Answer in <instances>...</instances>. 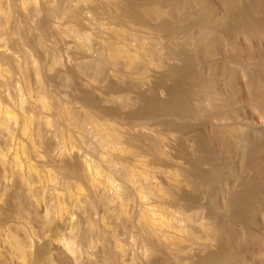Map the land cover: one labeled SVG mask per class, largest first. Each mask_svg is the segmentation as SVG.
I'll return each mask as SVG.
<instances>
[{"label": "bare ground", "instance_id": "6f19581e", "mask_svg": "<svg viewBox=\"0 0 264 264\" xmlns=\"http://www.w3.org/2000/svg\"><path fill=\"white\" fill-rule=\"evenodd\" d=\"M27 1L29 2V0H27ZM27 1L26 0H0V34H4V35H2L3 37L5 36V34L6 35H11V34L14 35L16 33L18 34L21 28L24 29V27H23L24 24H27V27H31V26H33V24H36V25L33 26V30H34L33 32H35L34 35L32 34L33 36H31L30 38H27V40L29 39L28 41H32V42H29L28 43V41H27V43L28 44L34 43L36 46L35 45H33V46L35 48L37 47L38 50L41 49L40 53H41L42 57L45 58L44 54H48L50 56L53 53V51L51 53V50L52 49H49L50 47L47 48V47H45L46 45L44 46L45 38H47L46 36H48V35L51 34L50 33V34L47 35V32H46V29L49 30V28H45L47 25H49V23H48L49 21L45 19L46 16H44V19H45L44 20L42 18L43 16L40 15V17L42 19H40V21H38L36 19L37 21L35 23H30V21L27 20L26 23H23V26L22 27H20V25L17 22H14V24L12 23V28H10V27L8 28L7 27L8 26L7 23L9 22V20L13 17V15L16 12V10L14 9L15 10L14 11V14H12L13 13L12 12L13 11V8L11 9L12 10L11 11L10 8H9V6L11 7L14 3H15V5H16V3H20V4H23L24 5V2H27ZM39 1H41V0H39ZM87 1H90L89 2L90 4L87 5V6H89L95 0L94 1L93 0L92 1L91 0H87ZM96 1H100L101 3L98 2V4H99L98 5L97 2H94L95 5L94 4L91 5L92 10H89V11L93 12V14L91 13L93 16L90 14V16H92V17H90L89 14L88 15L87 14L85 15V13H84V6H85V4H87V2L84 4L83 7H82V5H80L81 7H76L75 9H73L74 11L71 8L72 11L69 13V15H71V13L73 14L71 16H74L73 19L75 20V22L77 24L79 22L80 23L82 22L81 23V25H82L83 23L88 22L89 25H90L92 21L97 20V18L102 17L101 13H103V17H104L103 20L106 19V17H105L106 15H107V18H108V15L111 17L110 13L113 12V11H115V9H119L121 11H124L127 15H136L137 12L140 13V12L145 11L146 9H149L150 11H147V13H149L147 16L151 20L157 22L158 27H160L164 31L161 34L168 41L167 42L168 44L165 43V44H167L166 46L163 44L164 45L163 48H165L164 50H166V52H167L168 59H171L170 57H172V59H177L178 61L179 60H183L184 62L189 63V64H190V62L191 63H197V65L194 67L195 70H196V72L193 69L191 71V75L194 78L195 77H197V78H204V77L213 78V81H208V80L204 81L203 84L201 85V87H202V89H204L203 92H204V96H205L206 100L214 108H223L226 105H234L235 104V102L237 100L236 99L237 95H239L241 93V92L239 93V89H240L238 87V83L239 82L241 83V81H242L243 84L250 85V86H247L246 85L244 87H246L248 90L250 89L248 93L251 96H253V90L252 89H255L257 87L254 84H258L259 85V84L262 83V80L261 79H263L262 77H264L263 76V74H264L263 73V70L264 69L262 68V64L264 65V62L263 63L261 62V60L263 58H256L258 56V54H261V53H256L257 51H255L256 54L255 53L253 54L254 51L253 50L251 51V50L248 49L250 51L249 55L246 53L248 56L247 57L246 56H243V57H246V59L248 58L247 59L248 60V63H251V62H249L250 60L252 61V57L251 56L257 55V56H255L256 59H254V61H252V63L250 64V66H252V65L253 66H256V65H254L256 63L255 60L258 63V66H256V68H254L253 66L250 67L248 63H245L244 62V61H246V59H243L244 60L243 61L242 58H241L242 57L241 54H243V50L246 51V52H249V51H247L246 48L243 49V47H247V46H245L242 43L244 46L242 45L243 47H241V49L239 48L242 51L241 52L239 51L240 54L237 51L238 54H239V55H237L235 53L236 52L235 50L237 49L236 48V44H238V42L236 43L235 41H236V39L238 40V38L239 37H242V36L245 37V39H246V37L247 38L248 37L249 38L250 37H256L257 38L258 37L261 41H264V39H263V37H264V0H218V2L222 6L221 9L223 11H220L219 8L217 7L219 4L218 5L215 4V5L218 8L219 12H221V13H218V11L216 10L217 8H213V6H212V4L210 3L209 0H168V3L167 4H162L161 3V4H159L158 7H154V6H152V4L155 3V2H157V1H161V0H109L107 3H104V0H96ZM214 1L211 0V2H214ZM11 2L12 3L14 2V3L12 4ZM72 2L74 3V0H45L44 3H42V6H34L33 9L31 10V12L29 14H32V16H34V15L37 14V16H38V14L41 11H43L41 13H44V9H45L46 10L45 14H47V16H48L47 18H49V17L51 18V16H52L55 19V15L59 12L58 11V7L63 8L61 10H65L64 8L67 7V6H70V4L72 5L73 4ZM81 2H83V1H81ZM80 4H82V3H80ZM17 5H19V4H17ZM145 5H147V6H145ZM24 6H26V5H24ZM32 6H30V7H32ZM88 8H87V10H88ZM167 8H171V11L168 12L167 11ZM89 9H91V8H89ZM23 10L26 11V9H23ZM69 11H70V8H69ZM241 11H247V12L251 13L254 16V17L251 16L252 19H251V21H250L249 24L242 25V24L239 23L240 20L238 19V15L241 13ZM63 12H62V14H64ZM67 13H68V11H67ZM171 13L174 14V15H176V16L182 17V18L176 19V21L174 20V22L173 21H169V17H170V14ZM24 15H26V17L29 18V16H27V14H24ZM64 15L65 16H68V14L67 15L64 14ZM15 18H13V19H15ZM31 18H29V19L34 22V17H33V20ZM100 19H102V18H100ZM172 19H173V17H172ZM51 20H53V18H51ZM85 20H86V22H85ZM103 20H101L102 21L101 25L103 23H105V21H103ZM108 20L111 21L110 19H108ZM12 21H14V20H12ZM46 21H48V22H47V25L45 26ZM225 21H227V22H225ZM51 22H50V24H51ZM115 22L117 24L121 25V23H119V21H114V23H111L113 27H110V24L108 26H106L105 25L106 23L104 25H102V26L103 27L106 26V29H107V27H108V29L110 28L109 30L111 32L112 31L111 28H114V30L116 29L114 27L115 26L114 25ZM29 23L32 24V25L28 26ZM88 23H86L87 26H88ZM72 24H74V23H72ZM99 24H100V22H99ZM95 25H96V22H95ZM97 25L95 26L96 28L97 27H101V25H99V26H97ZM91 26H94V24L93 25L91 24ZM91 26L89 28H94V27H91ZM81 27H83V26H81ZM103 27H101V28L104 30ZM35 28H36V30H35ZM84 28H82V29H84ZM89 28L86 27V30H88ZM96 28L94 29V31H96ZM31 29H32V27H31ZM97 29H99L98 30L99 33L105 31V30L104 31L100 30V28H97ZM108 29L106 30L107 32H109ZM90 30L91 29H89V31ZM121 30H120V32H121ZM75 31L77 32V30H75ZM78 31H79V29H78ZM106 31H105V33H107ZM23 32H24V30H22V33L21 32L20 33L23 34ZM98 32H96V35H97ZM118 32H119V30H118ZM78 33L79 32H77L76 35H78ZM80 33H81V37L84 38V39L83 38L82 39L84 40V42L85 41L86 42L84 43L82 41L83 45H82V43H79V44H81V48L86 53V51H89L90 48H91V44H89L90 42H88V40H89L90 37H88L87 31H84V33L83 32H80ZM99 33H98L97 36L100 35ZM105 33H103V35ZM181 33H183V36H182ZM69 34L70 35H73L71 33H69ZM184 34L186 35V37H184L185 36ZM105 35L107 36V34H105ZM180 35L182 37L186 38V39H182V38H181L182 40L181 39H177L178 36L180 38ZM51 36H52V34H51ZM104 36H103V38H104ZM106 36H105L104 40L106 39ZM3 37H2V39L0 38V40H1L0 43H2L3 41H5L7 39L8 41L11 42V43L9 42L10 44H8L11 47L14 46V45L16 46L17 44H20V43H18L20 40L17 41L13 36H12V38H10V40L8 39L9 37L7 38V36L5 37L6 38L5 40H4ZM76 37H78V40L80 39L79 38L80 36H76ZM189 37H191L193 39L192 41H194V44H195L194 45L195 48H193L194 49V52L192 50H190V48L188 47L190 45L189 44L190 42H188L187 40H190L191 41V39ZM98 38L101 39L102 38V35H100ZM103 38H102V40H103ZM152 38H154L153 39L154 41H153V45L151 46V50L150 51H146V52H148V53L149 52H152L153 55L152 54L151 55L153 57L154 54H156L158 52V50H159L158 47H157L159 45L157 39L160 38V37L158 35V38L155 37V36H152ZM249 38H248V41H249ZM64 39H65V37H64ZM97 40L98 39H95L94 41H97ZM109 40L107 38V41H109ZM112 41H114V40H111V42L109 41L110 42L109 45H111L113 43ZM49 42L50 41H48V43ZM55 42H59V41H55ZM79 42H81V41H79ZM24 43H26V41ZM75 43H76V40H75ZM93 43H96V42H93ZM103 43H105V41ZM107 43H106V45H107ZM248 43L249 42H247L246 45H248ZM79 44H77V45L79 46ZM8 45L7 46L4 45L5 47H2L1 48V51H0V237L4 239V237L6 236L5 239H4L6 241V244L11 242L13 245L11 243L10 244L12 246H14V248L15 247L17 248V249L15 248L16 249L15 250L16 251L15 253H17V250L19 249V251L21 252V256H19V257H22V255H23V257L25 259H27V258L29 259V257H31L32 256V253L35 252V251L33 250V252H30L31 255L29 256V251L30 250H27L26 247L32 246L31 244H33V243L30 244V242H31V236L34 237V235H35L34 233L35 232L32 233L33 235L31 234V236H28L26 234L28 236V238L30 237V239L27 240V242L30 240V242L28 243V246H26L27 245L26 239L23 238L26 235L23 234L24 236L23 237L21 236L22 239L20 238L24 243H26V244H24L19 239V237H20L21 234H18L19 235L18 236V235H16L17 234L16 232H18L20 229H22L24 227H27V226H29L30 224H33V223H30L29 225H24L23 223H29V222H24V221L22 222L21 221V223L23 224L24 227L21 228L19 226V225L22 226L21 223L19 225L17 224V228H16V225H15V228L18 229V230H16L15 228H13L14 227L13 223H16L18 220H22L23 219L22 216H24V220H27L26 219L27 212H24V211H27V210H25V209H27L28 206H29L30 208H28V209L30 211V209H33V207L31 208V206H34L35 207V205H37L38 203H41V202H39V201H37V200L34 199V198L37 199V197L39 198V196H37L36 193L39 195L40 192H41L40 191L41 189L40 188H39L40 190L37 189L38 190V192H37L36 188L38 186L37 187L34 186L35 187L34 188L33 187V182H35L34 180L37 181L36 174L37 173L39 174V172L41 170L43 171L44 168L43 169H40V171H38L39 170L38 168H40V167H38V166L35 167L36 165H34L33 166V167H35V169H34L32 167V163H31V165L29 164L31 162L30 161L31 159L29 158L30 160L28 159V162L29 161L30 162L29 163L26 162V164H23V165H26L24 167H27V168L22 169L23 168L22 162H24V161H22L23 158H22V155L21 154H24L23 151H26V149H24V146H26L27 144L26 145H22L24 150H22V147L20 146V149H21V151H20L17 143H20V140H22V139L19 138V142L16 139H18L17 136L18 137H21L22 134L26 133L27 132L26 129L31 128L33 130V128L32 127H29V125L30 126H33L32 125L33 124L32 123L33 119L34 120L37 119L38 118L37 115H40V113H42V112L39 113V111L41 110L40 107L42 106V105H40L42 101L40 102V99L41 98L39 99V97L42 94L40 95L38 91H39V89H40V91L41 90L44 91L45 88L42 89L41 87H46V86H43L42 84H39L40 82L37 83V79H38L39 75H42V74L40 72L41 65H38L37 66L38 63H36V59L33 60L34 58H33V55L31 53V51L34 50V48H32V50H30V51L29 50L27 51V49H24V50L22 49L23 50L22 51L20 49L22 52L20 51L21 54L17 55L19 52L16 54L15 53L16 51L13 50L14 52H12V50H11L10 47L7 49ZM20 45H22V43ZM58 45H59V43H58ZM109 45H107V47H106V50L108 49L107 50L108 52L111 51L110 49L112 48ZM249 45H253V44H249ZM30 46H31V44H30ZM70 46H68V47H70ZM93 46H97V47H93ZM93 46H92V50H93L92 52L93 53H94V51H95V53L97 52L99 54V56L97 54H96L97 55L96 58L95 57H92V58L90 57L89 58V56H88L87 59H86V61H84L83 64H82V62L80 64H82L81 67L85 71L86 70H89L90 72L99 75L98 77H100V75H101V77H103L102 75L105 76V73L107 72L108 68H110L112 66V65L110 66V64L112 63V61L113 62L116 61V59H113L112 61H110L111 60L110 59L111 58L110 55L112 56V58L113 57L116 58V54L118 52L116 51V49H115V51L112 49L113 54L112 53L111 54H108V53H105L106 50L103 49L104 47L101 44H97V45L95 44ZM29 47H27V48H29ZM109 47H111V48H109ZM122 47H124V46L122 45ZM122 47H121V49H122ZM126 47H128V45ZM126 47H124V48H126ZM190 47H191V45H190ZM226 47H228V48L226 49ZM229 47H230V49L232 47V50H233V51L232 50H229V51H232L234 53H230L229 54V52H227V50L229 49ZM248 48H253V47H250L249 46ZM58 49H60V48H58ZM82 49H78L77 48V50H80L84 54V52L82 51ZM132 49H133L132 50L133 53L130 52L131 53L130 55H129V52H128V51H130V49H126L127 50L126 51L127 57H129L132 54H134V48H132ZM225 49H226V51H225ZM55 50H56V48H55ZM119 50H120V48H119ZM123 51H125V49ZM136 51H137V49H136ZM120 52L123 55L125 54V52L122 53V50ZM160 52H162V51H160ZM224 52H226L228 54H226ZM79 53H77V54H79ZM262 53H263V51H262ZM56 55H54V57ZM85 55H88V53L85 54ZM85 55H83V56H85ZM107 55H109V56H107ZM118 55H117V57H118ZM123 55H121L122 56L121 58H123ZM126 55H124V56H126ZM136 55H139V54H135V56ZM145 55L146 54H144V56ZM262 55H260V56H262ZM61 56H63V55H61ZM70 56H71V54H70ZM80 56H82V55H80ZM144 56H143L144 59L142 57H140V58H141V60H145V62H146L148 59H145L146 57H144ZM146 56L147 57L149 56V58H150V55L149 54L146 55ZM221 56L224 57V58H219ZM249 56H250L251 59L249 58ZM37 57H38V55H37ZM52 57H53V54H52ZM127 57L125 59H127ZM200 57H204L205 59L207 58L208 59L207 62L209 64L206 63L205 65H203L204 63H201L205 59H202V61L199 62V60H201ZM225 57H226V59H225ZM262 57H264V56H262ZM49 58H51V57H49ZM84 58L85 57H83V59ZM198 58H200V59L198 60ZM240 58H241V60H239L238 64L244 62L248 66L245 65V64H240V65L235 64L237 66H235V65L232 66V64H233L232 62L235 63V60L237 62V60L240 59ZM118 59H120V58L118 57L117 60ZM131 59H133V58H131ZM131 59L128 60V61L127 60H124V59H122V60H124L127 63H129V61L132 62ZM77 60H79V59H77ZM124 61H122V62H124ZM262 61H264V60H262ZM42 62H43V60H42ZM52 62L54 63V60ZM120 62L121 61L119 60L117 63L115 62L113 64H117L118 65V63H120ZM126 62H125V64L127 65ZM142 62H144V61H142ZM145 62L143 64L141 63L139 65H136V67L134 69V72L136 71L137 75H139L138 73H140L141 70L143 71L144 69H146V67H143V65L145 64ZM198 63H201V65H203V66H199ZM39 64H40V62H39ZM59 64H60V62H59ZM70 64H72V62ZM45 66H47V67L48 66L49 67L51 66L50 59H49V61H47V63H46ZM116 66L114 68H116ZM145 66H148V64L145 65ZM248 68H252V69L249 70ZM50 69H51V67H50ZM72 69H70V70L72 71ZM75 69H76V71L79 72L78 67L77 68L75 67ZM75 69H73V70L75 71ZM79 69H81L80 66H79ZM43 70L45 71V69H43ZM63 70L64 69H62V72H63ZM188 71H189L188 69H183L181 66H178L177 64H170V65H168L166 67V70H165V72L162 75V80H164L163 78H166V77H172V76L173 77H178V76H181V74H187ZM146 73L148 74L147 71H146ZM106 75L108 76V74H106ZM141 75H142V73H140L139 76H141ZM53 77L52 76H51V78L49 77L51 79V81L56 78L55 76H53ZM60 77H62V76H60ZM50 79H45V80L47 82ZM56 79L54 81H56ZM244 81H245V83H244ZM44 83H45V81H44ZM223 88L226 89L225 91H228L229 93L227 92L228 93L227 94L226 92H224V89ZM64 89H66V87ZM43 91H41V93ZM140 91H141V93H144L143 90H140ZM26 92L29 93L35 99L40 95L38 97L39 102L38 101L36 102L37 99L36 100L34 99L35 102H36V104L37 103H40V104H37L38 107H36L37 110L39 108V111H37L38 114H37V112L33 111V112H35L37 114V115H35L36 117H34L31 114L30 111H29L30 112L29 113L30 115L28 114V110L29 109H27L28 108L27 106H30L33 102L30 105H28L26 99H24V98H28L25 95ZM45 92L46 91L43 92L44 94L42 96L45 95ZM170 93H171V100L168 101V102L162 100L159 96L156 95V96L152 97L151 99H148L149 101H147L143 105V107L141 109H139V110L138 109L137 110H131L129 112H123L122 111L124 113V115L126 113V116L125 117L128 118V119H130V122H131L130 127L132 125L133 120L134 121L135 120L136 121L137 120H140V122L138 121L139 123H142V121H143L146 126H147V124H146L147 121L154 120V121H156L154 123H159L160 126H161V128H163L162 130H164V131L161 130L162 132H160V130H159L158 134H154L153 132L156 131V130H153V129H157V128L152 127V129H151V126H150V123L151 122H149V125L148 126H150V127H148V126L146 127L142 123L143 128H141V129L143 131L144 127H146V129L144 131L148 130L149 128L152 131L149 130L150 133H147V132H144L143 133L140 130V127H142V126H140V124H139L140 127L137 126L136 125L137 122L135 121L136 124H134V125H136L137 128H139V130L141 132L139 131V133H138V130H137V133L138 134L135 133L136 132L135 131L134 132L135 135L131 131H129V133L131 132L130 133L131 135L128 134V133L127 134L125 133L126 136H128V135L130 136V137H128L130 141H127L129 145L126 142V139L128 140V138H125V146L127 144V146H129V147L131 146L130 148L139 147L140 150H141V152H143L142 154H145V156H146V154H149V155H151L153 157V159H155V160H158V159L161 160L162 159V161H163V158H164L163 156L167 153V152H165V146L169 145L168 142H169V140H172L173 139L172 137H175V139H174L175 140V144L174 145H176V147H177V153H178L177 155L179 156L178 158H180V157L181 158H184V161L186 160V162H187L186 163L187 166L189 164V168L184 166V168H187L186 169L187 171L186 170H183V171H185L183 173H185V176L184 177L187 179V180L186 179L185 180L188 181V186L190 188L187 186L188 190L185 187V189L183 188L184 191H182V189L180 188L182 192L178 194L177 192L176 193L173 192L174 190L173 191L172 190L171 191L169 190V189H171L170 188L171 186H170L169 183H167V184H169V186L166 184L168 186V188H169L168 189L169 191L166 189V191L168 193L164 191L165 189H163V188H165L167 186H163V188H161L162 187L161 185L163 183L162 184L160 183V186L161 187L158 186L159 187V190H152L151 191V189H150V184H151L150 182L151 181L148 182L149 183V187H148V185H147V187L149 188L148 191H150V194H152V195L156 194V192L154 194L152 192L157 191V194H156L157 197L154 196L155 198H153L149 194L153 198L152 199L150 197V199L152 201H154V200H155V202H156V200H157V202L158 201H160V202L161 201H166V200H164V199H167V197L165 195H168L169 194L170 197L173 198V201H172V199L171 200L169 199L170 201H172V203L174 201H175L174 203L177 202L179 204H180V202H182L181 203L182 204V207L185 206L188 210L190 209V211H191V209L195 210L196 212H194V213L197 216H195V214L192 215V216H195V218L192 217L191 215H189L190 217H192L190 219H193L194 218V221L191 220L193 222V224H194L193 227H190L192 225H190V223H189V225H190L189 226L188 223H187V221L185 220V218H187V217H185V213L186 212H184V211H183L184 214L182 213V217H184V218H181L180 217L181 219H184V221L183 220H180V223L179 222H176L177 220L175 221L174 219L172 221H175L176 223L169 221L167 218L166 219L161 218V216L165 214V213L163 214V212H165L164 211V207L166 206L165 204H167L168 202L167 203L166 202L165 203L164 202L163 203L161 202V203H159L161 205H158V206H157L158 203L154 204V202H153V204H154L153 207L156 206L157 208H159V206L161 207L162 204H163V212L161 211L162 212V215H161L160 211L159 212L157 211V208L156 207L154 208L160 214V215L158 214L160 216V218H158L159 216L157 217L155 215L157 213H155L156 211L151 207V205H153V204H151V205L149 204L150 205V209H152V212L155 211L154 213H152L150 209L146 208L145 207L146 205H143V208H140L144 212L143 216H142V213L143 212L141 211L142 213H140L139 219L135 218L138 221H135L133 218H132L133 220L130 221V219H129L127 222H125L123 220L125 218V216L128 215V213L126 212L127 214L125 213L126 215L125 216L123 215V213H124V207H123V205L121 207L117 205L115 208H114L115 205L112 206L113 203L115 204V201L113 202V200H112L113 196H111V195H113L114 193L113 194H109L108 193L110 191L109 189L110 188L116 189L117 187H119V185L123 184L122 187L120 186L122 189L121 188L120 189L117 188L118 190H115L114 196L116 195V196H118V198H120L119 200H122V201H120V204L118 203L119 205H121V204H124L125 205V203L130 198L132 199L134 197V195L139 197V192H140L139 190H142L144 192V194H145V191H147V190H144V189H147V187H145L146 186V183H147L146 182L147 180L145 182H143L145 184L144 185V187H145L144 189L143 188L140 189V187H142V183H140L139 180L140 179H145L149 175H145L146 176L145 177L144 175H141V172L140 171H138V173L140 172L141 177L144 176L145 178H140L139 177V179L138 178L136 179L137 176L136 177H133L135 175V173H137V172H136V170H134V173L131 172L129 170V167H128V165L130 164L131 167L133 168V166H132L133 163L130 162V161H126L125 158H124L125 156L123 157V155L121 154V152L122 153L123 152L130 153V151L132 152L133 150L127 149L129 151H126V150L120 151L118 153L121 154V155H118V153L115 151L116 149H118L116 147L118 145V143L117 142H116L117 144H114V143H115V141L117 139L120 140V137H121V134L122 133L119 134V132H116V131L113 132L112 130H114V129H112L111 131L113 133L110 131L111 133L108 132L107 135L103 134L104 136L102 137V139L100 138V141H99V144L98 145H95L98 142L97 143L94 142V146H95L94 148L91 147V150H90V148H87L86 147L88 151L90 150L89 152H91L93 154L95 153V155H96L95 157L97 158L96 159L97 162L95 164H92L93 161L91 162V164H92L93 167L90 166L91 164H89V162H90L89 160L91 158L90 159L88 158V160L86 159L87 157L86 158H83V156L85 157L87 154L86 155H83L82 154L83 156H75V157L74 156L73 157H71V156H66V157L65 156H60V157H65L63 159V161L61 162V165H59V168L65 172L66 179H67V181H69V182L65 181L66 182V186L68 185L67 183L70 184L69 187L70 186H73V183L71 184V180L75 178L76 181L77 180L84 181L87 184V186L90 187V191L88 189H86L89 192H87L88 193L87 195L85 193V195H86V197L84 196L85 199L83 198L81 201H79V202L77 201L78 203L77 202H73L74 205H75V203L77 205L79 204L78 205L79 208H80L79 209V212H78V213H80L79 214L80 215L79 218L76 219L77 216L75 218V215H74L76 213H73V212H76L74 210H76L78 208H74V210L73 211L70 210L71 211L70 212V211H67V209L69 210V208H68L69 206L66 205L67 208L62 207V208H64V210H62V208L60 206H63V205H61L62 202H60V201H64L65 198L63 197L64 200H58V198H59L58 195L59 194L58 195L52 194L53 192L51 191L52 192L51 195H53V196L56 195V197L54 196L55 198H52L51 195L49 196L45 192V190H44V193L47 194L51 198V200H50L51 204L47 200L48 201V204H50V206L47 205L49 208H45V210L47 209L46 210L47 213L45 212L46 214L44 213V216H40L38 214L36 216V218H34L33 220L31 219L32 221H34L36 219L35 221L37 222V224L39 226L40 232L42 231L41 232V235L42 236L40 235L41 237H45L46 238L47 237V236H45L46 233H49V232H52L53 233L52 229L54 230V228H56V226H57V229H55V230L57 232L62 233V231H65V229H66V231H68L67 234L70 237L73 238V236H74V238L72 240H71V238L69 236H67V237H69L70 240H67V241H65L64 239H61L60 240L61 242L64 240V242H63L64 244H62V245H64L65 246V250L70 253V257H71V254L73 255L72 257H74V259H72V261H71V262L74 261L73 264H106L107 262H110V261L112 262L114 260L113 258L115 256L113 257L112 253H110V252H109L110 254L108 255V252L106 253L104 251V250H106V249L103 248L104 246L101 247V249H99L100 251H98V253L96 252L97 253V256H98V257L95 256V257H97L96 260L94 259V255L92 253L93 252L92 249L94 247H95V250H96V247L98 249V246H97L96 242H99V241H96V239L98 240V238H99V240L101 241L100 238L105 235L104 233H108L106 231H108V229H110V228H107V227H110L109 226V224H110L109 222H108L109 223L108 226L107 227H104L105 226V223L107 224V222H105V220L107 219L106 217L108 215H109V219L112 218L114 220V222H115L114 224H115L116 228L111 227L114 230H117V229L119 230L122 227L121 226L122 221H124V224H126V226L122 224L123 227H125V228L127 227V228H132L133 229L134 228L133 226L132 227H130V226L128 227V225H130V223L133 222L132 224L136 225L135 226L136 227V230H139V231H137V233L138 232L140 234L142 233V236L147 237V238H148V236H150L149 234H152V233H157V235H158V237H157L156 234H153V235H151L152 237L155 235L157 238H160V236H159L160 234H158V233H162V234H163V232H166L167 233V231L170 229L169 227L171 226L170 222L173 223L174 225L172 224L171 228H172V231H174L175 234L173 233L174 235H171L172 232H170L171 234H168V236L171 235V237L172 236L174 237V239L172 240V243L175 242V241H178V243L181 244V241L184 240V242H182V244H183V243L186 242L185 241L186 239L190 238L191 243L193 241L194 242L193 244H196V246H197V250L195 251L196 253H194V255H192L190 253V255L193 256L190 259H189L190 255H187L186 256L184 253H183L184 255L182 254V257L183 256H186V258L188 257L187 259H184L183 258L185 262L182 260V262H183L182 264H241L239 261H243L242 260L243 258L241 259V257L244 256V258H245V255H244L245 253H249L253 257V259L255 261H257V262L260 261V264H264V133L260 134L256 130H254L255 129V125H254L255 122H251V121L249 122L247 120H246V122H243L244 119H241V118H236L235 119V118H231V117H220V118L218 117V118H214L213 119L211 117H206V116H202V115L187 114L185 112V109L187 108L188 103L186 101H184V92L179 87H174V88H170ZM93 94H94V91L92 93V91H90V90L83 89V90H81L79 92V94L77 96H79V98L81 99V101L84 102V104H86L87 106H90V107L95 106L96 107L101 102L97 98L98 96L95 97L96 94L95 95H93ZM123 98H125V99L123 101H121L122 102L121 103L122 108L123 107H127L128 109H132L135 106V103H134L135 100L133 98H128V97L127 98L126 97H123ZM47 99H48V97H47ZM47 99L44 100V101H46V103L48 101ZM55 99H56V97H55ZM32 100H30V101H32ZM25 103H27V106L25 105ZM78 103H80V102H78ZM34 105H33V107H34ZM45 105L46 104L43 103V106H45ZM56 105H57V103L55 104L53 102V106H55L57 108ZM86 105H85V107H87ZM121 105H120V108H121ZM58 106H59V103H58ZM153 106H156V107L157 106L158 107H164L168 111V113L166 115L160 116V117L150 116L149 115V109L151 107H153ZM33 107H32V110H33ZM56 108H55V110H56ZM70 109H68V111ZM118 109H119V107H118ZM65 110L66 111L62 110L61 108H58V110H57L58 118L56 120H58V119L59 120L58 121H55V122H57V123L59 122V123H58V125L53 124L54 126L55 125L58 126V131L59 132L57 130L53 131V132H56L57 131L55 133L56 135L60 133L59 127L61 128L60 125L62 124V120L63 119H65V121L68 122V123L70 122L71 125L75 124L76 125L75 130L77 128H79V129L85 130V132L87 130V125L90 124L88 122L91 121V123H93L92 121H94L96 119L93 115L92 116L90 115L91 112H92V110H88V112H87V110L85 111V110L82 109L84 112H81V115L80 114L79 115L77 114L76 115L77 117H75L74 114L71 115L70 112L67 111V109H65ZM49 111H51V109ZM52 111H53V109H52ZM96 111H95V114H96ZM99 111H101V110L99 109ZM122 112L119 109L118 111L113 112V113H110V112H107V111L105 113H106V115L107 114H110V116L111 115H116L117 116V115L122 114ZM46 113H48L47 116H50L49 113H51V112L46 111ZM71 113H72V111H71ZM43 114H45V111H43ZM55 114H56V112H55ZM97 114H99V113H97ZM31 115L34 117L32 119V121L30 119V117L32 118ZM108 116L109 115H107V118H108ZM28 117H29V120L30 121L28 120ZM56 117L57 116H55V118ZM46 118H44V120ZM90 118L91 119L93 118V119L90 120ZM120 118H121V116H120ZM39 119H40V121L37 120V122L40 125L41 123H39V122H42V121H41V118H39ZM44 120H43V124H44ZM50 120L53 121L52 119H50ZM261 120H262L261 123L264 126V119H261ZM46 121H48V120H46ZM46 121H45V124L47 123ZM99 121L101 122V120H99ZM214 121L215 122L217 121V122H220V123L215 126L213 124ZM63 122H64V120H63ZM111 122H110V124H111ZM30 123H32V124H30ZM105 123H103V124H105ZM113 124H115V123L113 122ZM51 125H52V123H51ZM75 125L73 126V128L75 127ZM91 125H93V124H91ZM108 125L106 124V126H108ZM154 125H152V126H154ZM157 125H156V127H157ZM35 126H38V125H35ZM42 126H44V125H41V127ZM45 126H48V123ZM56 126H55V128H56ZM67 126H68V124H67ZM100 126H102V124H100ZM160 126H158V127H160ZM48 127H47L46 130H48L50 128V127L49 128ZM89 127H88V129H89ZM92 127H93L92 129H94L95 126L93 125ZM104 127H105V125H104ZM110 127L108 126V128H110ZM112 127H114V126H112ZM70 128H68V129H70ZM123 128H124V126H123ZM133 128L134 127H132V129ZM35 129H37V128H35ZM68 129H66V130L68 131ZM102 129H105V128L101 127V130ZM32 130H31V132H32ZM66 130L64 132L65 133H68ZM40 131H39V133H40ZM165 131L172 133L170 135V137L167 136V134H166L167 132H165ZM34 132H36V131H34ZM151 132L153 134H151ZM44 133H45V129H44V132L42 134H44ZM71 133H72V131H71ZM83 133H82V135H83ZM90 133H92V132H90ZM19 134H21V136ZM35 134H38V132H36ZM35 134L33 133L32 135H35ZM42 134H38L39 139H41L40 137L43 136ZM30 135L31 134H30V131H29V133L24 134L23 137L24 136H27V139H28L30 137ZM62 135H63V131H62ZM66 135H64V136L66 137ZM68 135H67V137H68ZM91 135H94L95 136L96 134H91ZM87 136L88 135H86V137ZM31 137H33V136H31ZM34 137H36V139H34V138H32V139H34V141H36L38 139L37 135H35ZM43 137H42V139H43ZM86 137H85V139H88V138L90 139L91 136L90 137H87V138ZM122 137H123V135H122ZM24 138H26V137H24ZM74 138H75V136H74ZM170 138H172V139H170ZM27 139H24L23 141H27ZM85 139H83V141H85V142L88 141L89 142V139L88 140H85ZM63 140H64V138H63ZM65 140H66V138H65ZM65 140H64V142H66L67 145L70 144V143H68V141H65ZM69 140H71V138ZM34 141L31 140V142H32L31 144H34L33 143ZM42 141H44V140H42ZM40 142H41V140H40ZM44 142H42V143H44ZM47 142L50 143L48 140H47ZM88 142H86V144ZM90 142L88 144H90ZM171 142H173V141H171ZM23 144H24V142H23ZM45 144H47V143L45 142ZM55 144H57V143L55 142ZM16 145H17L18 148H16ZM20 145H21V143H20ZM35 145L36 144H34V146ZM52 145L54 146V144H52ZM64 145H66V144H63V147H64ZM72 145H74V144H72ZM114 145H115L116 148L113 147ZM60 146H62V145H60ZM66 146H65V149H66ZM123 146H124V143H123ZM32 147H33V145L31 146V148ZM38 147H40L39 146V143H38ZM42 147H43V145H42ZM69 147L73 148L71 145H69ZM129 147H127V148H129ZM35 148H36V146H35ZM44 148H42V150ZM49 149L50 148L48 147V150ZM58 149H59V147H58ZM33 150H34V148L32 149V151ZM59 150H62V149H59ZM67 151L65 150L66 154H67ZM113 151L115 153H117V154H115ZM20 152H21V154H20ZM28 152H30V151H27L26 153L28 154ZM33 152H35V151H33ZM44 152H45V149H44ZM68 152L70 153V150ZM89 152H88V154H89ZM64 153H63V155H66ZM69 153H68V155H69ZM132 153H133V155L135 154L134 152H132ZM38 154L36 153L37 156H38ZM60 154H62V153L60 152ZM113 154H114V157H113ZM123 154H125V153H123ZM139 154L137 156L134 155V156H131V157H133L134 160H136L138 162V161H140L142 159L141 158L139 160ZM116 155H118V156H116ZM26 156H23L24 159H27ZM42 156H44V155H42ZM51 156L53 157L55 155L53 154ZM51 156L48 157L47 159L52 158ZM57 156H55V157H57ZM111 156L113 157V159L111 158ZM89 157H90V155H89ZM147 157H148V155H147ZM167 158H169V157H167ZM236 158H238V159L236 160ZM32 159H34V158H32ZM153 159H150V160L152 161ZM54 160H55V158H54ZM59 160L56 159L55 161L58 162ZM93 160L95 161V159H93ZM165 160H167V159H165ZM51 161H53V160H51ZM55 161L53 162L54 164H60L59 162L58 163H55ZM168 161H171V159L168 160ZM39 162H38V164H39ZM141 162L142 161H140L139 163H141ZM165 162L166 161H163V163H165ZM35 163H33V164H35ZM27 164H29V166H27ZM142 164H144V163H142ZM142 164H139V165H142ZM168 164H169V162H168ZM181 164H183V163L181 162ZM40 166H45V165H42L41 164ZM159 166H161V165H159ZM57 167H58V165H57ZM88 167H89V169H88ZM131 167H130V169L133 170ZM142 167H144V166H142ZM145 168H147V167H145ZM156 168H158V167H156ZM55 169H56V167H55ZM55 169H54V171H55ZM138 169L139 168H137V170ZM45 170H46V168H45ZM157 170H159V168ZM157 170H155V171H157ZM51 171H53V170H51ZM41 172H40V174H41ZM152 172H154V171H152ZM44 173H46V172H44ZM40 174H39V176H37L38 178L40 177ZM58 174H59V172H58ZM46 175H47V173H46ZM136 175H139V174H136ZM151 175L153 176V173ZM180 176H181V174H180ZM132 177H133V179H132ZM43 178H44V176H43ZM45 178H46V181H47L48 180L47 179V176H45ZM52 178H54V177H52ZM63 178H64V175H63ZM70 178H72V179H70ZM114 178H116V179L119 178L118 181L120 180L121 181V184L119 182L118 183L119 185H117V186L114 187L115 181H117L116 179L114 180ZM176 178H178V177H176ZM57 179H59V178H57ZM134 179H136V181H133ZM150 179H148V180H150ZM169 180H171V179H169ZM80 181H79V183H80ZM175 181L176 180H174V182ZM38 182H40L39 179H38ZM63 182H64V180H63ZM133 182H134V184L135 183L136 184L135 185H131ZM128 183H129V185H128ZM137 183H139L141 185L138 184L139 185L138 186ZM49 184H47V185H49ZM177 184L175 186H179L180 187V183L178 185ZM62 185H63V183H62ZM154 185L155 184H153V186ZM186 185L187 184H185V186ZM61 186H60V189H62ZM82 186L83 185H81V189H82ZM84 186H86V185H84ZM172 186H174V185H172ZM54 187H55V184H54ZM137 187H139L138 188L139 190H137ZM179 187H176V188H179ZM45 188L47 189V187H44V188L42 187V189H45ZM155 188H157V187H155ZM50 189L53 190L54 188H50ZM83 189H84V187H83ZM152 189H154V188H152ZM160 189H163V190H161L164 193L163 195H161L159 193ZM55 190H56V192H54V193H57L58 188L57 189L55 188ZM148 191L146 192L147 193L146 196H148V199H149V195H148L149 192ZM60 192H62V191H60ZM112 192H114V191H112ZM143 192L142 193L140 192V194L141 195H144ZM42 193H43V191H42ZM118 193H121V194H119L121 196H119ZM158 193L161 196L158 195ZM49 194H50V192H49ZM71 194H72V192H71ZM35 195L37 197H35ZM62 195H64V193ZM79 196L77 195L78 199H79ZM163 196H165L164 199H163ZM61 197L62 196H60V199H62ZM66 197H67V193H66ZM71 197L72 196H70V198ZM33 199L36 202H38V203H35V205H34V202L35 201H32ZM39 199H43V197L42 198H39ZM71 199L73 201L74 198H71ZM78 199H75L74 201H76ZM113 199H115V197ZM68 200L70 201L69 198H68ZM72 201H70V202H72ZM141 201H142V198H141ZM111 202H113V203L111 204ZM142 202L144 203V201H142ZM148 202H151V201L148 200ZM69 203L67 202V204H69ZM62 204H64V203H62ZM179 204H177V205H179ZM127 206H125V207L127 208ZM139 206L142 207L141 205H139ZM167 206H168V204H167ZM100 207H102L103 210L102 209L101 210L103 211V213H100V211H98V208H100ZM39 210H37V211L34 210L33 212H36V214H37V212ZM159 210H161V209L159 208ZM31 212L32 211H30V213ZM181 212H182V210H181ZM95 214L97 216L99 214V216H100L99 217V220H97L98 217ZM32 215H28V216H30V217L33 218ZM164 216H166V215H164ZM94 217L96 218L97 221L94 219ZM131 217L132 216L130 215V218ZM126 218L128 219L127 216H126ZM180 218L178 217V218H175V219H178V221H179ZM187 220H189V218ZM107 221H110V220H107ZM185 221H186V223H184ZM18 222H20V221H18ZM54 222H58V224L60 223L59 225H60V227L62 225V228L61 229H63V230L60 231L61 229H60L59 225H56L54 228H51L50 231L46 232L47 230L50 229V227H52V226L55 225ZM102 225H103V227H102ZM111 226H112V224H111ZM18 227H20V228H18ZM33 227H34V225H33ZM127 228H126V230L128 232V229ZM166 228H169V229L167 230ZM13 229L16 230V232L14 231L16 234H12V230ZM110 230L113 231L112 229H110ZM129 230H131V229H129ZM24 231H26V229H24ZM28 231L29 232H33V231H30V230L27 229V231L25 233H28ZM111 231H109L110 234L111 233H114V232H111ZM170 231H171V229H170ZM121 233H122V230H121ZM121 233H120V235H121ZM134 233H135V231H134ZM143 233H145L146 235H144ZM114 234L116 235V233H114ZM124 234H125V232H124ZM57 235L55 236V234H54V237H53V235H51V238L52 237L53 238L56 237L55 239H57ZM115 235H112L111 234V238L112 239L109 238V237L106 238V240H107L106 241V244H109V242H112L113 243V241L115 242V240L117 239L116 238L115 240H113L114 239L113 236H115ZM2 236H4V237H2ZM40 236H39V238H40ZM58 236H59V239H60V234ZM108 236H110V235H108ZM136 236L137 235H135V237ZM7 237H8V240L10 242H7L8 241V240H6ZM33 237H32V239L34 240L35 237L34 238ZM120 237H122V236H120ZM1 238H0V240H1L0 243L2 242V239ZM64 238H65V236H64ZM103 238L105 239V237H103ZM153 238L155 240L157 239L155 237H153ZM169 238H170V236H169ZM59 239H57V240H59ZM124 239H126V238H124ZM4 240H3V243L2 244H4ZM48 240H46L47 243L49 242ZM73 240H74V242L75 241H79L80 244L82 243V245L85 247V251L83 250V252L80 254L79 253V250H78L79 248H77V246H75L77 243L75 244L73 242ZM121 240H122V238H121ZM150 240H152V239H150ZM165 240H166V238H165ZM122 241L124 242V240H122ZM140 241H141V239H140ZM140 241H138V242H140ZM146 241L143 242V243H145V244L146 243H149L148 242L149 240L146 239ZM161 241H162V238H161ZM94 242H95V245H93ZM117 242H118V239H117ZM156 242H155V244H156ZM158 242H160V241H158ZM158 242H157V244H158ZM187 242H188V240H187ZM47 243L44 246H42L43 248L42 247L40 248V246L37 248L38 250H36V252L34 253V258H33V260H31V261L34 262V264H52L53 263V260L54 259L51 262L50 259H52V258L49 256V254H51V252L49 253L47 251V248H48L47 247ZM135 243H133V244H135ZM150 243H151V241H150ZM161 243L162 242H160V244ZM172 243H171V245L174 244V243L173 244ZM216 243H217V246H216ZM49 244H51V243H48V245ZM116 244H118V243L115 242V246H116ZM155 244H154V246L152 244V247H155V246H158L159 245V244L158 245H155ZM92 245L94 247H92ZM98 245H100V242H99ZM136 245H133V246H136ZM148 245H149V247H148ZM148 245L146 244L147 247H146V250H145V253L144 254L142 253V255L139 256L138 253H140V252H138V251H137L138 253H136V254L138 255L140 261H141V259H145V257L147 259H149V261L148 260H143L139 264H141V263H143V264H174L175 263L174 261H172L173 263L170 262L173 259H171V258L168 257L169 256V253H165V254L162 253V257H160L161 254L158 251V253L160 254L159 257H158V255L157 256L155 255V253H157V251L156 250H152L153 248L150 249L151 244H148ZM4 246H5V244L3 246H1V247H4ZM12 246H11V248H13ZM24 246H26V247H24ZM140 246H141V244H140ZM161 246H164V245H161ZM177 246H178V244H177ZM8 247H10V246H8ZM91 247H92V249H91ZM120 247H121V244L119 246V249H120ZM49 248H50V246H49ZM116 248H118V247H116ZM130 248L128 247L129 250H131ZM147 248H149V249L147 250ZM169 248H171V247H169ZM3 249L4 248H2V250ZM89 249H91V251ZM132 249H133V247H132ZM163 249H165V248H162L161 247V248H159L157 250H161L162 251ZM167 249L168 248H166V250ZM6 250L8 251L7 248H6ZM6 250L4 251V253L6 252ZM143 250H144V248H143ZM151 250L153 252H151ZM168 250H170V249H168ZM173 250H174V247H173ZM187 250H189V249H187ZM11 251H12V249H11ZM115 251H117V250L115 249ZM120 251H122V249ZM154 251H156V252L154 253ZM180 251H182V249ZM191 251H193V250H191ZM164 252H165V250H164ZM152 253H154V254H152ZM7 254H8V252H7ZM128 254H130V253H128ZM166 254H168V256H166ZM187 254H189V253H187ZM1 255H2V253H1ZM3 255H2V257L4 258ZM110 255H112V256H110ZM152 255H154V256H152ZM175 255L177 256V253ZM175 255H173V257ZM66 256H68V255H66ZM109 256L111 257V260H109L110 259ZM164 256L166 258L168 257L169 260L170 259L171 260L169 261ZM247 256H249V255H247ZM5 257L11 259L12 255L10 257H7V256H5ZM16 257H18V255ZM121 257H122V255H121ZM121 257L120 256L119 257L117 256V258H121ZM6 258H5V260L4 259H2V260L6 261ZM63 258H65V257H63ZM66 258H69V256L66 257ZM71 258H69V261L71 260ZM128 258H131V257H128ZM135 258H137V257H135ZM176 258H174V259H176ZM246 259H247L246 261H249L250 260L248 257ZM63 260L65 261V259H63ZM66 261H68V259ZM69 261H68V264H70ZM111 262H110V264H112ZM125 262H126V264H129V263H127L129 261H124V263ZM180 262H181V260H180ZM2 263H5V262H2ZM136 263H137V260H136ZM26 264H29L28 261L26 262ZM64 264H66V263H64ZM107 264H109V263H107ZM131 264H133V263L131 262Z\"/></svg>", "mask_w": 264, "mask_h": 264}, {"label": "rangeland", "instance_id": "374dc122", "mask_svg": "<svg viewBox=\"0 0 264 264\" xmlns=\"http://www.w3.org/2000/svg\"><path fill=\"white\" fill-rule=\"evenodd\" d=\"M27 1V0H26ZM39 0H29V2L27 1V2H24V5H26V6H24L23 4H20V3H16V5H15V3L13 4L12 2V4L15 6H9V8H10V10L13 8V13L12 14H14V11L16 10V12H15V14L13 15V17L9 20V22L7 23L8 24V28L10 27V28H12V23L14 24V22H17L19 25H20V27H22L23 26V23H26V21L28 20V21H30V23H35L37 20L38 21H40V19H44V16H46V20H48V21H46V24H45V26L47 25V22L49 23V25H47L45 28H49V30H47L46 29V32H47V35L48 34H52V36H51V34L50 35H48V36H46L47 38H45V41H44V46L45 47H50L49 49H52L51 50V53H52V51H53V57H52V54L49 56L48 54H44V56H45V58L44 57H42V55H41V53H40V51H41V49L40 50H38L37 49V47L35 48L33 45H35L34 43H30L31 44V46H30V44H28L29 42H32V41H28L27 40V38H30L31 36H33L34 35V33L35 32H33L34 30H33V26L34 25H36V24H33V26H31L32 27V29H31V27H27V24H24V29L23 28H21L20 29V31H19V33L17 34H14V35H6L5 34V36L3 37L2 35H4V34H0L3 38H4V40L6 39L5 37L7 36V38L10 40V38H12V36L18 41V40H20L18 43H22V45H20V44H17L15 47L14 46H10V45H8V44H10L11 42L10 41H8L7 39V41L5 42V41H3L2 43H0V51H1V48L2 47H5V46H7L8 45V47H7V49L10 47L11 48V50H12V52H14V51H16L15 53L17 54L18 52V54L17 55H19V54H21V52L24 50V49H27V51L29 50H32V48H34V50H32L31 51V53H32V55H33V60H35L36 59V63H38L37 64V66L38 65H41V67H40V72H41V74L42 75H39V77H38V79H37V83L38 82H40L39 84H42L43 86H46V87H41L42 89H44V91H46L45 92V95L48 97V99H47V97L44 95V96H42L44 93V91L43 90H41V91H43L42 93H41V91H40V89H39V94L41 95H39L38 97H39V99H40V102L42 101L43 103H45L46 105L45 106H43V103L41 102V104L40 103H37V104H40V105H42L41 107H40V109L42 110H40L39 111V108H38V110H37V108L36 107H38V105L36 104V102L38 101L39 102V100H38V97L35 99V98H33L29 93H25V95H26V97H28V98H24V99H26V101H27V103H28V105H30L32 102V104L30 105V106H27V103H25V105L28 107L27 109H29L28 110V114L31 112V114L34 116V117H36L35 115H37L38 114V112L37 111H39V113L40 112H42V113H40V115L42 116H40V115H37V119H33L34 117L32 116V118L30 117V119H31V121H32V119H33V121H32V123H30V124H32L33 126H30L29 125V127H32L33 128V130L35 129V128H37V129H35L34 131H36V132H38V134H42L43 132H44V129H45V133L44 134H42L43 136V139H42V137H40L41 139H39V137H38V134H35L36 132H34L31 128H28V129H26L27 130V132L26 133H24V134H27V133H29V131H30V137L31 136H33V137H29L28 139H27V136L29 135H27V136H24V137H26V138H24L23 137V135L24 134H22V136H21V134H19L21 137H18L17 136V138L18 139H16L18 142H19V138L20 139H22V140H20V143H21V145H20V143H17V145H18V147H19V149H20V146L22 147V150H24V149H26V151H23V153L24 154H21V152H20V154L22 155V158L24 159V157L23 156H26V158L27 159H22V161H24V162H22V165L23 164H26V162H28V159L31 161H29L28 163L31 165V163H32V167L34 166V165H36L35 167H40V168H38L39 170L38 171H40V169H43L44 168V170L41 172V174H40V172H39V174H40V177L38 178L37 176H39V174L37 175L36 174V179H37V181L36 180H34L35 182H33V187L35 186V187H37L36 188V190L37 189H39L41 192H40V194L38 195L37 193H36V195L37 196H39V198H42L43 197V199H39L36 195H35V197H37V199L36 198H34L35 200H37V201H39V202H41V203H38V202H36L34 199L32 200V201H35L34 202V205H35V203H38L37 205H35V207L34 206H31V208L33 207V209L35 210V211H37V210H39L38 212H37V214H36V212H33L34 210L33 209H30V211H32L31 213H30V211H29V209L28 208H30L29 206H28V208L27 209H25V210H27V211H24V212H27V216L28 215H32L33 216V218L32 217H30V216H26V219L27 220H24V216H22L23 217V219L22 220H18V221H20V222H16V223H13V225H14V227L13 228H15V225H16V228H17V224L19 225L20 223H21V221L23 222H29V223H23L24 225H29L30 223H33V224H30L29 226H27V227H24L23 226V224H22V226L21 225H19L21 228L22 227H24V228H22V229H20L18 232H16V230H18V229H16V230H12V234H16V235H18V234H21L20 235V237H19V239L21 238L22 239V237L24 236V235H28V236H31V234L32 233H34L35 235H34V237L33 236H31V242H30V240L27 242V240L28 239H30V237L28 238V236L26 237V236H24L23 238L24 239H26V242H27V245L26 246H28V243L30 242V244L31 243H33V244H31L32 246H28V247H26V246H24V247H26L27 248V250H30L29 251V256L31 255V253L30 252H33V250L36 252V250H38L37 248L40 246V248L42 247V246H44L46 243H47V241L46 240H48L49 242L48 243H51V244H49L48 245V243H47V251L50 253L51 252V254H49V256L52 258V259H50L51 260V262H52V260H53V263L54 264H64V263H66V264H68V261H69V258H71L73 255L71 254V257H70V253L68 252V251H66L65 250V246L64 245H62V244H64L63 242H64V240L65 241H67V240H70V238H71V240L74 238V236H73V238L72 237H70L67 233H68V231H66V229H65V231H62L63 229H61L62 228V225H61V227H60V223L58 224V222H54V226H52V227H50V229L49 230H47L46 232H48V231H50L51 230V228H54L56 225H59V227H60V231H62V233H60V232H57L55 229H57V226H56V228H54V230L52 229V231H53V233L52 232H49V233H46L45 234V236H47L46 238L45 237H41L42 235H41V232H40V229H39V226H38V224H37V222L34 220V221H32L34 218H36V216L39 214L40 216H44V213L46 212L47 213V209L45 210V208H49L47 205H49L50 206V204H51V202H50V200H51V198L49 197L50 195H51V193L52 194H56V195H58V200H64L63 199V197L65 198V200L64 201H60V202H62V203H64V204H62L61 203V205H63V206H60L61 208L62 207H65V208H67V206H69L68 208H69V210L67 209V211H70V210H74V208H78V209H76V210H74V211H76V212H73V213H76V214H74L75 215V218H76V216H77V218L76 219H78L79 218V214L80 213H78L79 212V204L77 205L76 203H75V205L73 204V202H79V201H81L83 198H84V196L86 197V195L88 194L87 192H89L90 191V187L89 186H87V184L84 182V181H80V180H77L76 181V179L74 178V179H72V178H70V179H72L71 180V184L73 183V186H70L69 187V183H67L68 185L66 186V182L65 181H67V179H66V176H65V172L63 171V170H61L60 168H59V165H61V162L63 161V159L66 157V156H71V157H75V156H83V155H86L85 157L83 156V158H86L87 160H88V158L90 159L88 162H89V164H91V162H92V164H95L96 162H97V158L95 157L96 155H95V153L93 154V153H91V152H89L90 150H91V147H95L94 146V142H98L97 144H95V145H98L99 144V141H100V138L102 139V137L104 136L103 134H105V135H107V133L108 132H110L112 129H114V130H112L113 132L114 131H116V132H119V134H121V137H120V140H116L115 141V143L114 144H117L118 143V145L116 146L118 149H116L115 151L118 153V152H120V151H124V150H126V151H129V150H127V149H131V150H133L132 152H134L135 154L134 155H138L139 153V160L140 161H142L141 163H139L140 161H136V160H134V158L133 157H131V156H134L133 155V153L130 151V153H126V152H123V153H125V154H123L122 152H121V154L123 155V157L125 158V160L126 161H130V162H132L131 164H132V166H133V168L131 167V165L129 166L128 165V167H129V170L131 171V172H133L134 173V170H136V172L137 173H135V175L133 176V177H136V179L138 178L139 179V177L140 178H145L146 176L145 175H149V176H147L145 179H140L139 180V182L140 183H142V187H140V189L141 188H145V187H147V185H148V187H149V181H151L150 183L152 184H155L154 186L155 187H157V188H155L154 186H153V184L151 185L150 184V189H151V191L152 190H159V187H161V188H163V186H169V184H170V188L171 189H169L168 188V186L167 187H165V188H163V189H165L164 191L165 192H167L166 191V189L168 190H174L173 192H177L178 194L179 193H181L182 191H184V189H185V187L187 188V186H188V181H186L187 179L184 177L185 176V173H183V172H185V171H183V170H186L187 168H184V166L185 167H188L189 168V164H188V166H187V162H186V160L184 161V158H178L179 156L177 155L178 153H177V147H176V145H174L175 144V137H172V138H170V139H172V140H169V142L171 143H169L168 142V144L169 145H167V146H165V152H167L163 157L165 158V159H167V160H165L164 158H163V161H166L165 163H163V161H162V159L161 160H155V159H153V157L151 156V155H149V154H146V156H145V154H142L143 152H141V150H140V148L139 147H133V148H130L129 146H127V144H128V142L127 141H130L129 140V138L128 137H130L129 135L128 136H126V134L128 133V134H130L131 132L132 133H134L135 131V133H137V130H138V133H139V131L141 130L142 131V129L141 128H143V126H142V123H143V125H145V123L142 121V123H139L140 122V120H135L136 122H137V124H136V122L133 120V122H132V125H131V127H130V124H131V122H130V119H128V118H126L125 116H126V113H125V115H124V113L123 112H129V111H131V110H139V109H141L142 107H143V105L147 102V101H149L148 99H151L152 97H154V96H159L162 100H164V101H170L171 100V93H170V88H174V87H179L183 92H184V101H186L187 103H188V106H187V108L185 109V112L187 113V114H195V115H202V116H206V117H211V118H220V117H231V118H241V119H244V121L243 122H246V120L247 121H251V122H255V129L254 130H256L258 133H260V134H262V133H264V126L262 125V123H261V119H264V77H262L263 79H261L262 80V83L261 84H254V85H256L257 87L255 88V89H252L253 90V96H251V95H249V90L246 88V87H244V86H250V85H248V84H243V82L241 81V83L239 84L238 83V87L240 88L239 89V95H237V97H236V102H235V104L234 105H226L225 107H223V108H214V107H212L209 103H208V101L206 100V98H205V96H204V89H202V87H201V85L203 84V82L204 81H206V80H208V81H213V78H209V77H204V78H197V77H193L192 75H191V71H192V69L196 72V70H195V66L197 65V63H191L190 62V64L189 63H186V62H184L183 60H177V59H172V57H170L171 59H168V57H167V52H166V50H164L165 48H163L164 47V45L166 46L168 43V41L166 40V38L165 37H163V35L161 34V33H163L164 31L160 28V27H158V25H157V22H155V21H153V20H151L147 15L149 14V13H147V11H150L149 9H146L145 11H143V12H140V13H136V15H127L124 11H121V10H119V9H115V11H113V12H111L110 13V15H111V17L108 15V18H107V15L105 16L106 17V19L105 20H103L104 19V17H103V13H101V15H102V17H100V18H102V19H100V18H97V20L100 22V24H99V22L97 21V20H94L95 22H96V25L97 26H99V25H101V23H102V21L101 20H103V21H105V23H103L102 25H106V26H108L109 24H110V27H113L112 26V24L111 23H114V21H119V23H121V25H119V24H117L116 22H115V30H114V28H111V32H110V28L108 29V27H107V29H108V31L109 32H107L106 30V26H102L101 25V27H103L104 28V30L107 32V33H105V31L101 28V27H97V28H100V30H102V31H104V32H101V33H99L98 32V30L99 29H97L95 26V22L94 21H92L91 22V24L93 25L94 24V26H91V24L89 25V23L88 22H86V20H85V22L86 23H88V26H87V24L86 23H83L82 25H81V23L79 24H77L76 22H75V20L73 19V17L74 16H71V15H73L72 13H71V15H69V13L73 10V9H75L76 7H81L80 5H82V7L84 6V4L87 2V4H85V6H84V13H85V15L87 14H89V16H90V14L92 13L93 14V12H91V11H89V10H92V7H91V5L92 4H94L95 5V3L94 2H97V4H98V2L99 3H101L100 1H94V2H92V4L91 5H89V6H87L88 4H90L89 2L90 1H85V0H74V3L71 5L70 4V6H67V7H65L64 9L66 10H61V9H63V8H60V7H58V13L55 15V19H54V17H52L51 16V18H53V20H51V18L49 19V18H47L48 16H47V14H45V12H46V10L44 9V13H41V12H43V11H41L39 14H38V16H37V14L36 15H34V16H32V14H29L30 12H31V10L33 9V7L34 6H42V3H44V1L45 0H41V1H39ZM81 1H83V2H81ZM85 1V2H84ZM92 1V0H91ZM109 0H104V3H107ZM210 1V3L212 4V6H213V8H219V10L220 11H223L221 8H222V6H221V4L218 2V0H212V1H214V2H211V0H209ZM34 2V3H33ZM218 2V3H217ZM38 3V4H37ZM41 3V4H40ZM76 3V4H75ZM80 3H82V4H80ZM167 4L168 3V0H161V1H157V2H155V3H153L152 4V6H154V7H158L159 6V4ZM17 4H19V5H17ZM40 4V5H39ZM210 4V5H211ZM215 4H219L217 7H216V5ZM11 5V4H10ZM23 5V6H22ZM32 6V7H30V6ZM99 5V4H98ZM20 6V7H19ZM145 6H147V5H145ZM221 6V7H220ZM24 7V8H23ZM91 8V9H89V8ZM17 8V9H16ZM30 8V9H29ZM69 8H70V11H69ZM71 8H72V10H71ZM86 8V9H85ZM87 8H88V10H87ZM218 8L216 9L217 11H218V13H221V12H219V10H218ZM15 9V10H14ZM23 9H26V11H24ZM103 9V8H102ZM169 9V10H168ZM29 10V11H28ZM24 11V12H23ZM64 11V12H63ZM67 11H68V13H67ZM74 11V10H73ZM86 11V12H85ZM167 11L168 12H170L171 11V8H167ZM21 12V13H20ZM23 12V13H22ZM62 12L64 13V14H68V16H65L64 14H62ZM60 13V14H59ZM24 14H27V16H29V18H31L32 20H33V17H34V22L33 21H31L29 18H27L26 17V15H24ZM29 14V15H28ZM91 14V15H92ZM23 15V16H22ZM31 15V16H30ZM40 15L41 16H43L42 18L40 17ZM59 15V16H58ZM63 15V16H62ZM16 18H15V17ZM54 16V15H53ZM93 16V15H92ZM92 16H90V17H92ZM251 16H253L251 13H249V12H247V11H241V13L238 15V19L240 20L239 21V23L240 24H242V25H245V24H249L250 23V21H251V19H252V17ZM58 17V18H57ZM60 17V18H59ZM172 17H173V19H172ZM254 17V16H253ZM13 18H15V19H13ZM19 18V19H18ZM62 18V19H61ZM69 18V19H68ZM180 18H182V17H179V16H176V15H174V14H170V17H169V21H173L174 22V20L176 21V19H180ZM18 19V20H17ZM37 19V20H36ZM44 19V20H45ZM108 19H110L111 21H109ZM12 20H14V21H12ZM16 20V21H15ZM20 20V21H19ZM43 20V21H44ZM23 21V22H22ZM52 21V22H51ZM55 21V22H54ZM57 21V22H56ZM66 21V22H65ZM74 21V22H73ZM113 21V22H112ZM50 22H51V24H50ZM71 22V23H70ZM84 22V21H83ZM98 22V23H97ZM110 22V23H109ZM225 22H227V21H225ZM224 22V23H225ZM28 23V22H27ZM28 24V26H30V25H32V24ZM38 23V22H37ZM72 23H74V24H72ZM56 24V25H55ZM71 24V25H70ZM86 24V25H85ZM79 25V26H78ZM118 25V26H117ZM49 26V27H48ZM51 26V27H50ZM57 26V27H56ZM81 26H83V27H81ZM94 27V28H89V27ZM121 26V27H120ZM183 26V25H182ZM74 27V28H73ZM85 27V28H84ZM86 27L87 28H89V29H91L90 31H89V29L88 30H86ZM29 28V29H28ZM61 28V29H60ZM68 28V29H67ZM70 28V29H69ZM72 28V29H71ZM77 28V29H76ZM82 28H84V29H82ZM96 28V31H94V29ZM66 29V30H65ZM78 29H79V31H78ZM119 30V32H120V30H121V32L119 33L118 32V30ZM22 30H24V32H23V34H21L22 33ZM29 30V31H28ZM35 30H36V28H35ZM55 30V31H54ZM65 30V31H64ZM75 30H77V32H79L78 33V35H76V31ZM83 30V31H82ZM51 31V32H50ZM61 31V32H60ZM67 31V32H66ZM84 31H87V35H88V37H90L89 38V40H88V42H90L89 44H91V48H90V50L89 51H86V53H85V51H83V49L81 48V44H79V43H82V41L84 42V38L83 37H81V33L80 32H83L84 33ZM93 31V32H92ZM21 32V33H20ZM66 32V33H65ZM76 32V33H75ZM96 32H98L100 35H102V38H103V36L105 35V34H107V36H106V39L104 40V38H105V36H104V38H103V40H102V38L100 39V38H98L99 36H97L98 35V33H97V35H96ZM113 32V33H112ZM123 32V33H122ZM69 33H71V34H73V35H70ZM75 33V34H74ZM103 33H105L104 35H103ZM119 33V34H118ZM33 34V35H32ZM110 34V35H109ZM157 36H156V35ZM182 34V36H183V33H181ZM75 35V36H74ZM158 35H159V37L160 38H158ZM185 35V34H184ZM0 36V38L2 39V37ZM51 36V37H50ZM60 36V37H59ZM76 36H80L79 38V40H78V37H76ZM152 36H155V37H157L158 39H157V41H158V54L156 53V54H154V56L152 57V52H146V51H150L151 50V46L153 45V39L154 38H152ZM181 35H180V38H179V36H178V38L177 39H186V38H184V37H186V35L184 36V37H182ZM64 37H65V39H64ZM97 37V38H96ZM112 37V38H111ZM20 38V39H19ZM83 38V39H82ZM107 38H108V40L111 42V40H114V41H112L113 43L111 44V45H109L110 44V42L109 41H107ZM115 38V39H114ZM165 38V39H164ZM190 39H191V41L190 40H187L188 42H190L189 44L191 45V47H190V45L188 46L189 48H190V50H192L193 52H194V49L193 48H195V44H194V41H192L193 39L191 38V37H189ZM188 38V39H189ZM249 38V37H248ZM248 38L246 37V39H245V37H239L238 38V40L236 39V43L238 42V44H236V54L237 55H239L240 54V52L242 51V50H240L241 49V47H243L244 45L245 46H247V47H243V49L244 48H246L247 49V51H249V50H253L254 52H253V54L255 53V51H257L256 53H261V54H258V56L257 55H254V56H251L252 57V61H254V59H256V58H263L262 60H264V57H262V56H264V41H261L258 37V39L256 38V37H250L249 38V41H248ZM253 40H252V39ZM255 38V39H254ZM24 39V40H23ZM47 39V40H46ZM49 39V40H48ZM51 39V40H50ZM53 39V40H52ZM62 39V40H61ZM71 39V40H70ZM86 39V38H85ZM91 39V40H90ZM95 39H98L97 41H94ZM101 41H100V40ZM181 39V40H182ZM263 39H264V37H263ZM31 40V39H30ZM75 40H76V43H75ZM78 40V41H77ZM161 40V41H160ZM241 40V41H240ZM243 40V41H242ZM26 41V43H24ZM27 41H28V43H27ZM48 41H50L49 43H48ZM55 41H59V42H55ZM71 41V42H70ZM73 41V42H72ZM79 41H81V42H79ZM105 41V43H103ZM175 41V40H174ZM256 41V42H255ZM0 42H1V40H0ZM5 42V43H4ZM10 42V43H9ZM55 42V43H54ZM86 42V41H85ZM84 42V43H85ZM93 42H96V43H93ZM102 42V43H101ZM108 42V43H107ZM115 42V43H114ZM247 42H249L248 43V45H246V43ZM251 42V43H250ZM58 43H59V45H58ZM106 43H107V45H109V46H111V47H109V48H111L110 50L112 51V49L115 51V49H116V51L118 52L117 54H116V58H112V56L110 55V61H112L113 59H116V61H112V63L110 64V68H108V70H107V72L105 73V76L104 75H102L103 77H101V75H100V77H98L99 75H97V74H94V73H92V72H90L89 70H84L81 66H82V64H83V62L84 61H86V59H87V57L89 56V58L91 57H97V55L99 56V54L96 52L95 53V51H94V53L92 52L93 50H92V46L93 45H97V44H101L104 48V50H106V47H107V45H106ZM165 43H167V44H165ZM173 43V42H172ZM244 45H243V44ZM256 43V44H255ZM67 44V45H66ZM73 44V45H72ZM77 44H79V46L77 45ZM164 44V45H163ZM193 44V45H192ZM241 46H240V45ZM249 44H253V45H249ZM3 45V46H2ZM5 45V46H4ZM12 45V44H11ZM19 45V46H18ZM71 45V46H70ZM82 45H83V43H82ZM113 45V46H112ZM120 47H119V46ZM122 45L124 46V47H126L127 45H128V47H126V48H124V47H122ZM243 45V46H242ZM29 47V48H27V47ZM36 46V45H35ZM68 46H70V47H68ZM78 46V47H77ZM100 46V45H99ZM98 46V47H99ZM101 46V47H102ZM238 46V47H237ZM253 47V48H248V47ZM261 46V47H260ZM54 47V48H53ZM60 48V49H58V48ZM93 47H97V46H93ZM115 47V48H114ZM120 48V50H119V48ZM121 47H122V49H121ZM18 48V49H17ZM31 48V49H30ZM55 48H56V50H55ZM66 48V49H65ZM75 50H74V49ZM77 48L78 49H82V51L84 52V54L80 51V50H77ZM125 49V51H123L124 49ZM132 48H134V54H132L131 56H129V57H127V53H126V49H130V51H128L129 52V55L131 54V53H133V49ZM228 47H226V49H227ZM240 48V49H239ZM6 49V48H5ZM22 51H21V50ZM39 51H37V50ZM69 49V50H68ZM72 49V50H71ZM136 49H137V51H136ZM226 49H225V51H226ZM239 49V50H238ZM249 49V50H248ZM14 50V51H13ZM18 50V51H17ZM63 50V51H62ZM66 50V51H65ZM108 50V49H107ZM105 51V53H108V54H113V51L111 52V51ZM122 50V53L123 52H125V54L124 55H126V56H124L123 54H121V51ZM229 50H232V47H231V49H230V47H229V49L227 50V52H229V54L230 53H234V52H232V51H229ZM259 50V51H258ZM261 50V51H260ZM21 51V52H20ZM60 51V52H59ZM160 51H162V52H160ZM239 52V54H238V52ZM262 51H263V53H262ZM80 52V53H79ZM131 52V53H130ZM142 52V53H141ZM245 52V53H244ZM57 55H56V54ZM77 53H79L80 55H82V56H80L79 54H77ZM88 53V55H85V54H87ZM150 55V58H149V56L147 57L146 55H148V54ZM224 53H226V52H224ZM249 55V53H250V51L249 52H246V51H244L243 50V54H241L242 55V60L243 59H246V57L248 56L247 54ZM255 53V54H256ZM41 56H40V55ZM70 54H71V56H70ZM90 54V55H89ZM94 54V55H93ZM97 54V55H96ZM120 56H119V55ZM135 54H139V55H136L135 56ZM143 54V55H142ZM144 54H146L145 56H144ZM152 54V55H151ZM226 54H228V53H226ZM252 54V53H251ZM250 54V55H251ZM252 54V55H253ZM263 54V55H262ZM37 55H38V57H37ZM54 55H56L55 57H54ZM61 55H63V56H61ZM83 55H85V56H83ZM92 55V56H91ZM117 55H118V57L120 58V59H118L117 60ZM121 55H123V58H121L122 56ZM240 55V56H241ZM260 55H262V56H260ZM80 58H79V57ZM107 56H109V55H107ZM139 56V57H138ZM143 56L144 57H146L145 59H148L146 62H145V60H141V58L140 57H142L143 58ZM239 56V57H240ZM243 56H246V57H243ZM255 56H257L256 58H255ZM260 56V57H259ZM42 57V58H41ZM48 57V58H47ZM49 57H51V58H49ZM70 57V58H69ZM83 57H85L84 59H83ZM127 57V59H125ZM138 57V58H137ZM205 57V56H204ZM204 57H200L201 58V60H199L200 58H198V60H199V62H201L202 61V59H205ZM238 57V58H239ZM41 58V59H40ZM63 58V59H62ZM88 58V59H89ZM109 58V57H108ZM131 58H133V59H131ZM219 58H224V57H219ZM241 58L240 59H238L237 60V62H236V60H235V63L234 62H232L233 64H232V66H234L235 64H238V62H239V60H241ZM249 58H250V56H249ZM40 59V60H39ZM49 59H50V61H51V69H50V67L48 66H45L46 65V63H47V61H49ZM52 59V60H51ZM77 59H79V60H76ZM83 59V60H82ZM122 59H124V60H130L131 59V61L132 62H130L129 61V63H127L126 61H124V60H122ZM144 59V58H143ZM225 59H226V57H225ZM248 59V58H247ZM246 59V61H244L245 63H248V60ZM251 59V58H250ZM249 59V60H250ZM42 60H43V62H42ZM54 60V63L52 62ZM70 60V61H69ZM124 61V62H120V63H118V65L117 64H113V63H117L118 61ZM170 60V61H169ZM177 60V61H176ZM206 60V61H205ZM204 61H202L201 63H204L203 65H205L206 63L207 64H209L208 62H207V58L205 59ZM258 60V59H257ZM261 60V62L263 63L264 61H262ZM45 61V62H44ZM67 61V62H66ZM79 61V62H78ZM142 61H144L145 62V64L143 65V67H146V69H144L143 71L141 70L140 71V73H142V75L141 76H139L140 75V73H138L139 75H137V73H136V71L134 72V69H135V67H136V65H139V64H143L144 62H142ZM242 61V62H243ZM252 61L250 60L249 62H251L252 63ZM39 62H40V64H39ZM59 62H60V64H59ZM72 62V64H70ZM75 62V63H74ZM82 62V64H80ZM125 62L127 63V65L125 64ZM241 62V61H240ZM239 63L238 65H240V64H245V63ZM255 62L257 63V61L255 60ZM43 63V64H42ZM124 63V64H123ZM201 63H198V65L199 66H203V65H201ZM251 63H248L249 64V66H250V64ZM254 63V62H253ZM254 64V65H256V66H258V63L257 64ZM70 64V65H69ZM78 64V65H77ZM148 64V66H145V65H147ZM156 64V65H155ZM170 64H177L178 66H181L183 69H188L189 71H188V73L187 74H181V76H178V77H166V78H163L164 80H162V75H163V73L165 72V70H166V67L168 66V65H170ZM36 65V64H35ZM117 65V66H116ZM245 65H247V64H245ZM77 68L78 67V70H79V72L78 71H76V69H75V67ZM79 66H80V68L81 69H79ZM116 66V68H114ZM153 66V67H152ZM235 66H237V65H235ZM248 66V65H247ZM253 66V65H252ZM252 66H250V67H252ZM256 66H253L254 68H256ZM142 67V68H143ZM148 67V68H147ZM54 68V69H53ZM59 68V69H58ZM75 69V71L73 70V69ZM141 68V69H142ZM151 68V69H150ZM262 68L264 69V65L262 64ZM43 69H45V71L43 70ZM62 69H64L63 70V72H62ZM70 69H72V71L70 70ZM110 69V70H109ZM249 70H251L252 68H248ZM51 70V71H50ZM83 70V71H82ZM148 72V74L146 73V71ZM65 71V72H64ZM72 73H71V72ZM74 71V72H73ZM82 71V72H81ZM114 71V72H113ZM150 71V72H149ZM76 72V73H75ZM144 72V73H143ZM44 73V74H43ZM136 73V74H135ZM263 73H264V70H263ZM40 74V73H39ZM46 74V75H45ZM54 74V75H53ZM72 76H70V75ZM106 74H108V76L106 75ZM145 74V75H144ZM49 75V76H48ZM80 75V76H79ZM86 75V76H85ZM117 75V76H116ZM47 76V77H46ZM51 76L53 77V76H55L56 78V81H54L55 79H53L52 81H51ZM60 76H62V77H60ZM148 76V77H147ZM263 76H264V74H263ZM50 77V78H49ZM54 78V77H53ZM67 78V79H66ZM73 78V79H72ZM209 78V79H208ZM40 79V80H39ZM45 79H50V80H48L47 82H46V80ZM35 80V79H34ZM63 80V81H62ZM78 80V81H77ZM44 81H45V83H44ZM61 81V82H60ZM247 81V80H246ZM43 82V83H42ZM66 82V83H65ZM70 82V83H69ZM93 82V83H92ZM244 83H245V81H244ZM242 84V85H241ZM73 85V86H72ZM87 85V86H86ZM49 86V87H48ZM56 86V87H55ZM59 87V88H58ZM66 87V89H64ZM90 87V88H89ZM75 88V89H74ZM89 88V89H88ZM249 88V87H248ZM54 89V90H53ZM83 89H87V90H90V91H92V93H93V91H94V94L93 95H95V97H97L98 99H99V101L101 102V103H99V105H97L96 107L95 106H92V107H90V106H87L86 104H84V102H82L81 101V99L79 98V96H77L78 94H79V92L81 91V90H83ZM224 89V88H223ZM48 90V91H47ZM140 90H143L144 91V93H141V91ZM226 89H224V92H228V91H225ZM248 90V91H247ZM79 91V92H78ZM251 92V91H250ZM75 93V94H74ZM225 93V94H226ZM229 93V92H228ZM227 93V94H228ZM248 93V94H247ZM28 94V95H27ZM63 94V95H62ZM72 94V95H71ZM98 94V95H97ZM49 95V96H48ZM59 95V96H58ZM56 97V99H55V97ZM102 96V97H101ZM239 96V97H238ZM48 100L47 101V103H46V101H44V100H46L45 98ZM53 97V98H52ZM123 97H128V98H133L134 100H135V106L132 108V109H128L127 107H123L122 108V105H121V101H123L125 98H123ZM123 98V99H122ZM33 99V100H32ZM36 100V102H35V100ZM104 99V100H103ZM30 100H32V101H30ZM50 100V101H49ZM59 100V101H58ZM25 101V102H26ZM76 101V102H75ZM120 101V102H119ZM35 102V103H34ZM53 102L56 104L57 103V108L55 107V106H53ZM78 102H80V103H78ZM83 104H82V103ZM58 103H59V106H58ZM62 105H61V104ZM35 104V105H34ZM78 104V105H77ZM119 104V105H118ZM33 105H34V107L36 108H34L33 107ZM39 105V106H40ZM48 105V106H47ZM83 105V106H82ZM85 105L88 107H85ZM120 105H121V108H120ZM47 106V107H46ZM63 108H62V107ZM77 106V107H76ZM100 106V107H99ZM32 107H33V110H32ZM49 107V108H48ZM56 108V110H55V108ZM65 107V108H64ZM90 107V108H89ZM118 107H119V109H120V111L122 112V114H120V115H111L110 116V114H107V115H109L108 116V118H107V115H106V111L107 112H110V113H113V112H116V111H118L119 109H118ZM31 108V109H30ZM50 110L51 109V111H49L48 109ZM58 108H61L62 110H64V111H66L65 109H67V111H68V109H70L68 112H70V114L71 115H75V117H77L76 115L78 114H80L81 115V112H84L83 110H87V112H88V110H92V112H91V116L93 115L96 119L94 120V121H92L93 123H91V121H89L88 123H90V124H88L87 125V130H86V132H85V130H82V129H79V128H77L76 130H75V128H76V125L75 124H73V125H71L70 124V122L68 123V122H66L65 121V119H63L64 120V122H63V120H62V124L64 125H62L61 123V128L59 127V130H60V133L59 134H55L57 131H58V126H56V125H58V123L57 122H55V121H58V120H56L57 118H58V114H57V110H58ZM83 110H82V109ZM125 108V109H124ZM52 109H53V111H52ZM76 111H75V110ZM80 109V110H79ZM99 109L101 110V111H99ZM96 111V114L97 113H99V114H95V111ZM30 111V112H29ZM33 111H35V112H37V114L35 113V112H33ZM43 111H45V114H43ZM46 111H48V112H51V113H49V115L50 116H47L48 115V113H46ZM71 111H72V113H71ZM33 112V113H32ZM55 112H56V114H55ZM90 112V111H89ZM103 114H102V113ZM168 113V111L164 108V107H156V106H153V107H151L150 109H149V115L150 116H153V117H160V116H164V115H166ZM95 114V115H94ZM30 115V114H29ZM28 115V116H29ZM44 115V116H43ZM40 116V117H39ZM55 116H57L56 118H55ZM104 116V117H103ZM120 116H121V118H120ZM47 117V118H46ZM50 117V118H49ZM93 117V118H94ZM98 117V118H97ZM39 118H41V121L42 122H39V123H41L40 125L38 124V122H37V120L38 121H40V119ZM44 118H46L45 120H44ZM55 118V119H54ZM92 118V119H93ZM100 118V119H99ZM116 118V119H115ZM120 118V119H119ZM50 119H52L53 121H51ZM91 118H90V120H92ZM104 119V120H103ZM124 119V120H123ZM28 120H29V117H28ZM43 120H44V124H43ZM46 120H48V121H46ZM98 120V121H97ZM99 120H101V122L99 121ZM128 120V121H127ZM30 121V120H29ZM45 121L48 123V126L50 127H48V126H45L46 124H45ZM109 121V122H108ZM112 121V122H111ZM132 121V120H131ZM139 121V122H138ZM54 122V123H53ZM66 122V123H65ZM106 122V123H105ZM110 122H111V124H110ZM113 122L115 123V124H113ZM135 122V123H134ZM149 122H151L150 123V126H151V129H152V127H154V128H157V129H153V130H156V131H154L153 133L154 134H158V132H159V130H160V132H162V131H164V130H162L163 128H161V126H160V124L159 123H154V122H156V121H154V120H152V121H147V126L149 125ZM237 122V121H236ZM242 122V123H243ZM51 123H52V125H51ZM103 123H105V124H103ZM120 123V124H119ZM122 123V124H121ZM220 122H213V124L216 126V125H218ZM257 123V124H256ZM50 124V125H49ZM53 124H56L55 126H56V128H55V126L53 125ZM67 124H68V126H67ZM70 124V125H69ZM91 124H93L95 127H94V129H92L93 127V125H91ZM100 124H102V126H100ZM106 124L110 127V128H108V126H106ZM125 124V125H124ZM134 124H136L137 126H139V124H140V126H142V127H140V130H139V128H137V126L136 125H134ZM155 124V125H154ZM158 124V125H157ZM245 124V123H244ZM35 125H38V126H35ZM41 125H44V126H42L41 127ZM75 125V127L73 128V126ZM104 125H105V127H104ZM117 125V126H116ZM120 127H119V126ZM152 125H154V126H152ZM156 125H157V127H156ZM40 126V127H39ZM72 126V127H71ZM90 126V127H89ZM112 126H114V127H112ZM123 126H124V128H123ZM129 126V127H128ZM146 126V125H145ZM146 126V127H147ZM150 126H148V127H150ZM158 126H160V127H158ZM257 126V127H256ZM39 127V128H38ZM46 127V128H45ZM47 127L49 128L48 130H46L47 129ZM63 127V128H62ZM65 127V128H64ZM71 127V128H70ZM88 127H89V129H88ZM101 127H103V128H105V129H102L101 130ZM107 127V128H106ZM117 127V128H116ZM132 127H134L133 129H132ZM146 127H144V129H143V133L144 132H147V133H150V131H152L150 128L148 129V130H146V131H144L145 129H146ZM54 128V129H53ZM68 128H70V129H68ZM122 128V129H121ZM127 128V129H126ZM130 128V129H129ZM32 130V132H31V130ZM66 129H68V131L66 130ZM108 129V130H107ZM110 129V130H109ZM132 129V130H131ZM29 130V131H28ZM41 130V131H40ZM55 130H57L56 132H53V131H55ZM63 131V135H62V131ZM67 131L68 133H65L64 131ZM75 130V131H74ZM134 130V131H133ZM150 130V131H149ZM162 130V131H161ZM39 131H40V133H39ZM43 131V132H42ZM50 131V132H49ZM71 131H72V133H71ZM94 131V132H93ZM103 131V132H102ZM111 131V132H112ZM126 131V132H125ZM129 131H131L130 133H129ZM140 131V132H141ZM261 131V132H260ZM42 132V133H41ZM59 132V131H58ZM81 132V133H80ZM84 132V133H83ZM90 132H92V133H90ZM99 132V133H98ZM110 132V133H111ZM112 132V133H113ZM165 132H167V131H165ZM35 134V135H37V137H38V139L36 140V141H34V139H36V137H34L35 135H32V134ZM82 133H83V135H82ZM124 133V134H123ZM126 133V134H125ZM135 133H134V135H135ZM137 133V134H138ZM152 132H151V134H153ZM170 132H167L166 134H167V136L168 137H170V135L172 134V133H170ZM68 135V137H67V135ZM72 136H71V135ZM78 134V135H77ZM90 134V135H89ZM91 134H96L95 136L94 135H91ZM64 135H66V137L64 136ZM82 135V136H81ZM86 135H88L87 137H90V139H89V142H90V144H88L89 142L88 141H86V142H88L87 144H86V142L85 141H83V139H85V137H86ZM122 135H123V137H122ZM131 135V134H130ZM133 135V134H132ZM41 136V135H40ZM50 136V137H49ZM74 136H75V138H74ZM125 136V137H124ZM86 137V138H87ZM32 138H34V139H32ZM52 138V139H51ZM54 138V139H53ZM63 138H64V140H65V138H66V140L65 141H68V143H70V144H68L67 145V143L66 142H64V140H63ZM71 138V140H69ZM73 138V139H72ZM125 138H128V140L126 139V142H127V144H126V146L127 147H129V148H127L126 146H125ZM24 139H27V141H23ZM30 139V140H29ZM88 139H85V140H88ZM122 139V140H121ZM31 140H33L34 142V144H36L35 146H36V148L40 151H38L36 148H35V146H34V144H31L32 142H31ZM40 140H41V142H40ZM42 140H44L47 144H45V142L44 141H42ZM47 140L50 142V143H48L47 142ZM54 140V141H53ZM24 142V144H23V142ZM52 141V142H51ZM76 141V142H75ZM119 141V142H118ZM168 141V140H167ZM171 141H173V142H171ZM37 142V143H36ZM42 142H44V143H42ZM55 142L57 143V144H55ZM85 142V143H84ZM117 142V143H116ZM38 143H39V146L40 147H38ZM54 144V146L52 145V144ZM123 143H124V146H123ZM173 143V144H172ZM27 144V145H26ZM30 144V145H29ZM43 145V147H42V145ZM63 144H66V145H64V147H63ZM72 144H74V145H72ZM17 145H16V148H18L17 147ZM22 145H26V146H24V149H23V146ZM29 145V146H28ZM33 145V147L31 148V146ZM48 145V146H47ZM60 145H62V146H60ZM69 145H71L73 148H71V147H69ZM129 145V144H128ZM171 145V146H170ZM59 147V149H62V150H59L58 149V147ZM65 146H66V149H65ZM90 146V147H89ZM170 146V147H169ZM45 147V148H44ZM48 147L50 148L49 150H48ZM61 147V148H60ZM78 147V148H77ZM81 149H80V148ZM90 148V150L88 151L87 150V148ZM114 148H116L115 147V145L113 146ZM125 147V148H124ZM28 148V149H27ZM30 148V149H29ZM34 148V150L33 151H35V152H33L32 151V149ZM42 148H44L45 149V152H44V149L42 150ZM70 150V153L68 152L69 150ZM86 148V149H85ZM113 148V149H114ZM122 148V149H121ZM124 148V149H123ZM18 149V150H19ZM83 149V150H82ZM112 149V150H113ZM47 150V151H46ZM51 150V151H50ZM65 150L67 151V154H66V152H65ZM74 152H73V151ZM76 150V151H75ZM20 151H21V149H20ZM27 151H30V152H28V154L26 153ZM63 151V152H62ZM85 151V152H84ZM60 152L62 153V154H60ZM65 152V153H64ZM88 152H89V154H88ZM114 152V151H113ZM32 153V154H31ZM36 153L38 154V156L36 155ZM41 153V154H40ZM48 153V154H47ZM57 153V154H56ZM59 153V154H58ZM63 153L64 154H66V155H63ZM68 153H69V155H68ZM72 153V154H71ZM74 153V154H73ZM91 153V154H90ZM115 153V152H114ZM117 153H115V154H117ZM137 153V154H136ZM55 155V156H57V157H55V156H51V155ZM83 154V155H82ZM121 154H119L118 153V155H121ZM132 154V155H131ZM20 155V156H21ZM40 155V156H39ZM42 155H44V156H42ZM46 155V156H45ZM89 155H90V157H89ZM118 155H116V156H118ZM147 155H148V157H147ZM168 155V156H167ZM31 156V157H30ZM52 157V158H49V159H47L48 157ZM60 156H65V157H60ZM93 158H92V157ZM115 156V157H116ZM166 156V157H165ZM41 157V158H40ZM59 157V158H58ZM113 157H114V154H113ZM113 157L111 156V158L113 159ZM132 159H131V158ZM144 157V158H143ZM151 157V158H150ZM167 157H169L170 159H171V161H168V160H170L169 158H167ZM32 158H34V159H32ZM54 158H55V160L57 159V160H59L58 162L60 163V164H54L53 162L55 161L54 160ZM62 158V159H61ZM153 159L152 161L150 160V159ZM176 158V159H175ZM53 160V161H51V160ZM93 159H95V161L93 160ZM131 159V160H130ZM145 159V160H144ZM238 158H236V160H237ZM43 160V161H42ZM50 160V161H49ZM176 160V161H175ZM183 160V161H182ZM33 161V162H32ZM41 163H40V162ZM135 161V162H134ZM160 161V162H159ZM36 162V163H35ZM38 162H39V164H38ZM43 162V163H42ZM57 161H55V163H58ZM157 162V163H156ZM168 162H169V164L171 165H169L168 164ZM174 162V163H173ZM181 162L183 163V164H181ZM33 163H35V164H33ZM142 164V163H144V164H142V165H139V164ZM154 163V164H153ZM156 163V164H155ZM29 164H27V166H29ZM45 165V166H40V165ZM50 164V165H49ZM92 164L90 165V166H92ZM154 167H152L151 165ZM173 164V165H172ZM182 166H181V165ZM54 165V166H53ZM57 165H58V167H57ZM137 167H136V166ZM147 165V166H146ZM159 165H161V166H159ZM24 166H26V165H23V168L22 169H24V168H27V167H24ZM53 166V167H52ZM139 166V167H138ZM142 166H144V167H142ZM164 166V167H163ZM35 167H33L34 169H35ZM55 167H56V169H55ZM93 167V166H92ZM122 167V166H121ZM120 167V168H121ZM130 167L133 169V170H131L130 169ZM142 167V168H141ZM145 167H147V168H145ZM156 167H158L159 168V170H157L158 168H156ZM45 168H46V170H45ZM49 168V169H48ZM137 168H139L138 170H137ZM141 168V169H140ZM144 168V169H143ZM168 168V169H167ZM54 169H55V171H54ZM59 169V170H58ZM88 169H89V167H88ZM143 169V170H142ZM146 169V170H145ZM150 169V170H149ZM48 170V171H47ZM50 170V171H49ZM51 170H53V171H51ZM148 170V171H147ZM155 170H157V171H155ZM182 170V171H181ZM37 171V172H38ZM138 171H140L141 172V175H144V176H142L141 177V175H140V172L138 173ZM152 171H154V172H152ZM163 171V172H162ZM181 171V172H180ZM187 171V170H186ZM44 172H46L47 173V175H46V173H44ZM58 172H59V174H58ZM143 172V173H142ZM148 172V173H147ZM153 173V176L151 175L152 173ZM162 172V173H161ZM166 172V173H165ZM49 173V174H48ZM53 173V174H52ZM56 173V174H55ZM145 173V174H144ZM181 174V176H180V174ZM43 174V175H42ZM132 174V173H131ZM136 174H139V175H136ZM166 174V175H165ZM184 174V175H183ZM42 175V176H41ZM50 175V176H49ZM57 175V176H56ZM63 175H64V178H63ZM43 176H44V178H45V176H47V181H46V178L44 179L43 178ZM42 177V178H41ZM52 177H54V178H52ZM100 177V176H99ZM133 177H132V179H133ZM166 177V178H165ZM176 177H178V178H176ZM57 178H61L60 180L59 179H57ZM63 178V179H62ZM151 178V179H150ZM171 179V180H169V179ZM38 179H39V181L40 182H38ZM56 179V180H55ZM116 178H114V180H115ZM119 179V178H118ZM118 179H116L117 181H115V184H114V187L115 186H117V185H119L118 183L120 182V184H121V181L119 180L118 181ZM136 179H134L133 181H136ZM148 179H150V180H148ZM176 180L175 182H174V180ZM185 181H184V180ZM42 180V181H41ZM45 180V181H44ZM52 180V181H51ZM58 180V181H57ZM63 180H64V182H63ZM147 180V181H146ZM155 180V181H154ZM173 180V181H172ZM55 181V182H54ZM62 181V182H61ZM79 181H80V183H79ZM138 181V180H137ZM142 181V182H141ZM147 182L146 183V186L144 187V183L143 182ZM161 181V182H160ZM171 181V182H170ZM179 181V182H178ZM37 182V183H36ZM42 182V183H41ZM44 182V183H43ZM51 182V183H50ZM55 184V187H54V184ZM57 182V183H56ZM61 182V183H60ZM67 182H69V181H67ZM123 182V181H122ZM159 182V183H158ZM42 185H41V184ZM50 183V184H49ZM62 183H63V185H62ZM76 183V184H75ZM124 183V182H123ZM158 183V184H157ZM160 183L162 184L161 186H160ZM167 183H169V184H167ZM173 183V184H172ZM175 183V184H174ZM179 184L180 183V187L179 186H175L176 184ZM36 184V185H35ZM46 184V185H45ZM47 184H49V185H47ZM78 184V185H77ZM136 184V183H135ZM134 184V182L131 184V185H135ZM139 183H137V185H138ZM167 184V185H166ZM177 184V185H178ZM185 184H187L186 186H185ZM53 185V186H52ZM57 185V186H56ZM62 185V186H61ZM75 185V186H74ZM77 185V186H76ZM81 185H83L82 186V189H81ZM84 185H86V186H84ZM128 185H129V183H128ZM139 185H141V184H139ZM138 185V186H139ZM157 185V186H156ZM172 185H174V186H172ZM41 186V187H40ZM50 188H54L53 190L52 189H50ZM60 186H61V188L62 189H60ZM123 186V184H121V185H119V187H117V188H121V187ZM159 186V187H158ZM183 186V187H182ZM34 187V188H35ZM42 187L44 188V187H47V189L45 188V189H42ZM74 189H73V188ZM83 187H84V189H83ZM86 187V188H85ZM147 187V189H144V190H147L148 191V188ZM154 188V189H152V188ZM174 187V188H173ZM176 187H179V188H176ZM189 187V186H188ZM55 188L57 189L58 188V190H57V193H54V192H56V190H55ZM64 188V189H63ZM114 189V188H110L108 191V193L109 194H115V190H118V189ZM139 187H137V190H139L138 189ZM182 189V191H181V189ZM184 188V189H183ZM190 188V187H189ZM49 189V190H48ZM72 189V190H71ZM86 189H88V190H86ZM122 189V188H121ZM163 189H160V191L161 190H163ZM176 189V190H175ZM44 190H45V192L49 195H47V194H45L44 193ZM82 190V191H81ZM168 190V191H169ZM187 190H188V188H187ZM42 191H43V193H42ZM52 191V192H51ZM60 191H62V192H60ZM67 191V192H66ZM76 191V192H75ZM80 191V192H79ZM84 191V192H83ZM112 191H114V192H112ZM120 191V190H119ZM141 193L143 192L142 190H139ZM138 191V192H139ZM147 191H145V194H144V192H143V194L145 195H141L140 194V192H139V197L138 196H135L134 195V199L132 198H130L126 203H125V205L124 204H121V205H119L120 204V201H122V200H119L120 198H118V196H114V194L113 195H111V196H113V198L115 197V199H113L112 197V200H113V202L115 201V204L113 203V202H111V204H112V206L113 205H115L114 206V208L118 205V206H122L123 205V207H124V213H123V215L125 216L127 213H128V215H126L127 217H128V219L126 218V216H125V218L123 219L125 222H127L129 219H130V221L131 220H135V221H138V220H136L135 218H137V219H139V217H140V213H142L143 211H142V209H140V208H143V205H146L145 207L146 208H148V209H150V205L151 204H153V202H154V204H156V203H158L157 204V206L158 205H161V204H159V203H167L168 204V206H167V204H165L164 206L167 208H165L164 207V211L165 212H163V204H162V208L159 206V208L161 209V210H159V208H157L156 206V208H157V211L159 212L160 211V213H161V215H162V212H163V214L164 215H166V216H164V215H162L161 216V218H164V219H168L169 221H171V222H175L176 220V222H179L180 223V220H183L184 221V219H181V218H184V217H182V213H183V211L184 212H186L185 213V217H187V218H185V220L187 221V223H188V225H189V223H190V225H192V226H190V227H193V222L191 221V220H193L194 221V218H195V216H197L194 212H196L195 210H193V209H191V211H190V209L188 210L185 206H183L182 207V202H180V204L179 203H172V201H173V198H171L170 197V195L168 194V195H165L166 197H167V199H164L165 198V196H163V199L164 200H166V201H158L157 202V200H156V202H155V200L154 201H152L151 199H150V197L152 196L153 198H155V197H157V191H154V192H152L153 194L156 192V194H154V195H152V194H150V191H148L149 193H148V195H149V199H148V196H146L147 195ZM159 191V193L161 194V195H163L164 193L161 191L160 192ZM179 191V192H178ZM37 192H38V190H37ZM49 192H50V194H49ZM71 192H72V194H71ZM75 192V193H74ZM83 192V193H82ZM64 193V195H62V194ZM66 193H67V197H66ZM71 195H70V194ZM74 193V194H73ZM81 195H80V194ZM85 193H86V195H85ZM158 193V195H160ZM168 193V192H167ZM61 194V195H60ZM72 196L71 198H74L73 199V201H72V199L70 198V196ZM79 196V199H78V197H77V195ZM119 194H121V193H118V195ZM42 195V196H41ZM45 197H44V196ZM56 195H54L55 197H56ZM160 195V196H161ZM53 195H51V197L52 198H55ZM60 196H62L61 198L62 199H60ZM119 196H121V195H119ZM141 196V197H140ZM145 198H143V197ZM155 196V197H154ZM50 199H49V198ZM117 197V198H116ZM137 197V198H136ZM151 197V198H152ZM68 198L70 199V201H72V202H70L69 200H68ZM141 198H142V201H144V203L141 201ZM152 198V199H153ZM68 201H67V200ZM75 199H78V200H76V201H74ZM85 199V198H84ZM122 199V198H121ZM147 199V200H146ZM157 199V198H156ZM162 199V198H161ZM172 199V201H170V200ZM49 201V203L50 204H48V201ZM131 200V201H130ZM148 200H150L151 202H148ZM172 203H170L169 201ZM118 201V202H117ZM140 201V202H139ZM47 202V203H46ZM67 202L69 203V204H67ZM77 202V203H78ZM117 202V203H116ZM146 202V203H145ZM148 202V203H147ZM179 202V201H178ZM33 203V202H32ZM119 203V204H118ZM128 203V204H127ZM143 203V204H142ZM74 206H73V205ZM129 206H127V205ZM135 206H134V205ZM148 204V205H147ZM150 204V205H149ZM154 204L153 205H151V207L154 209L155 207H153L154 206ZM177 204H179V205H177ZM33 205V204H32ZM67 205V206H66ZM133 205V206H132ZM139 205H141L142 207H140ZM175 205V206H174ZM184 205V204H183ZM78 206V207H77ZM125 206H127V208L125 207ZM39 207V208H38ZM44 207V208H43ZM72 207V208H71ZM43 208V209H42ZM180 208V209H179ZM182 208V209H181ZM37 209V210H36ZM100 209V210H99ZM102 209V207H100V208H98V211H100V213H103V209ZM128 209V210H127ZM139 209V210H138ZM62 210H64V208H62ZM151 210V212H152V209H150ZM155 210V209H154ZM181 210H182V212H181ZM135 211V212H134ZM139 211V212H138ZM142 211V212H141ZM156 211V210H155ZM155 211H153L152 213H154ZM155 212V213H157V214H155L157 217L160 215L158 212ZM162 211V212H161ZM176 211V212H175ZM178 211V212H177ZM29 212V213H28ZM71 212V211H70ZM127 212V213H126ZM169 212V213H168ZM174 212V213H173ZM45 213V214H46ZM99 213V214H100ZM126 213V214H125ZM167 213V214H166ZM191 213V214H190ZM99 214H98V218H97V220H99ZM143 214H144V212L142 213V216H143ZM159 214V215H158ZM169 214V215H168ZM184 214V213H183ZM188 214V215H187ZM195 214V216H192V215H194ZM101 215V214H100ZM130 215L132 216L131 218H130ZM168 215V216H167ZM189 215H191L192 217H194L193 219H190V218H192V217H190ZM123 216V217H124ZM135 216V217H134ZM170 216V217H169ZM184 216V215H183ZM94 217V219L96 220V218ZM180 218L179 219V221H178V219H175V218ZM107 219L105 220V222H107V224L105 223V226L104 227H107L108 226V224H109V226L110 227H107V228H110V229H112L113 231H111L110 229H108V231H106V232H108L109 233V231H111V232H114V233H116V235L114 234V233H111L112 235H115V236H113V240H115L116 238L118 239V242H117V239L115 240V242L116 243H118V244H116V246H115V242L113 241V243L112 242H109V244H106V238H111V234L109 233H104L105 235L103 236V237H105V239L103 238V237H101L100 239H101V241L99 240V238H98V240L96 239V241H99L100 242V245H98L99 244V242H96V244H97V246H98V249H97V247H96V250H95V247L93 246V245H95V242H94V244L92 245V247H94L93 249H92V247H91V249L93 250V255H94V259L96 260V258L98 257L97 256V253H98V251H100L99 249H101V247H103L104 249H106V250H104L106 253L108 252V255L110 254V253H112V255H113V259L115 260L116 258H117V256L119 257H121V255H122V257L121 258H117L115 261L113 260L111 263L112 264H126V262L124 263V261H129V262H127V263H129V264H131V262L133 263V264H139L141 261H143V260H148L149 261V259H147L146 257H145V259H141V261L139 260V257H138V255L140 256V255H142V253L144 254L145 253V250H146V244L148 245V244H151V247H150V249H152V250H156L157 251V253H155L156 251H154V253H155V255L157 256L158 255V257H159V255H160V257H162V253L163 254H165V253H169V256H168V254H166V256H168L169 258H171V259H173V260H169V258L167 257H165L166 259H168L170 262H172V261H174L176 264H182L183 262H182V260L184 261V259H187L186 258V256L187 255H190V253L192 254V255H194V253H196L195 251L197 250V246H196V244H193L194 242L192 241V243H191V240H190V238H188V239H186L185 241V243H183L182 244V242H184V240H182L181 241V244L180 243H178V241H175V242H173L172 243V240L174 239V237L172 236L171 237V235H174L175 233H174V231H172V228H171V226H172V224L173 223H171L170 222V224H171V226L169 227L170 229H171V231H170V229L169 228H166L168 231H167V233L166 232H163V234L162 233H158V234H160L159 236H160V238H157L158 237V235H157V233H152V234H149L150 236H148V238L147 237H144V236H142V233L140 234L139 232V234L137 233V231H139V230H136V225H134V224H132V223H130V225H128V227L130 226V227H134L133 229L132 228H127L128 229V232H127V230H126V228L125 227H123V225H125L126 226V224H124V221H122V223H121V228L118 230H114L113 228H116V226H115V222H114V220L112 219V218H110L109 219V215L106 217ZM133 218V219H132ZM158 218H160V216L158 217ZM189 218V220H187ZM21 219V218H20ZM30 221H29V220ZM32 219V220H31ZM126 219V220H125ZM175 220V221H172V220ZM96 220V221H97ZM107 220H110V221H107ZM112 220V221H111ZM186 221L184 222V223H186ZM36 222V223H35ZM109 222V223H108ZM121 222V221H120ZM119 222V223H120ZM175 222V223H176ZM35 223V224H34ZM192 223V224H191ZM52 224V223H51ZM111 224H112V226H111ZM123 224V225H122ZM132 224V225H131ZM33 225H34V227H33ZM37 227H36V226ZM117 225V224H116ZM162 225V224H161ZM174 225V224H173ZM31 226V227H30ZM51 226V225H50ZM20 227H18V228H20ZM102 227H103V225H102ZM111 227H113V228H111ZM34 228V229H33ZM64 228V227H63ZM24 229H26V231H27V229L28 230H30V231H33V232H29L28 231V233L30 234H28V233H25L26 231H24ZM59 229V228H58ZM125 229V230H124ZM129 229H131V230H129ZM22 230V231H21ZM121 230H122V233H121ZM16 233H15V232ZM39 231V232H38ZM118 231V232H117ZM120 231V232H119ZM134 231H135V233H134ZM22 232V233H21ZM124 232H125V234H124ZM169 232V233H168ZM170 232H172V234L170 233ZM40 233V234H39ZM119 235H118V234ZM120 233H121V235H120ZM127 233V234H126ZM165 233V234H164ZM174 233V234H173ZM24 234V235H23ZM49 234V235H48ZM54 234H55V236L58 234H60V239H59V236L57 235V239H59V240H57V239H55V238H53L54 237ZM107 234V235H106ZM124 234V235H123ZM129 234V235H128ZM144 235H146L145 233H143ZM153 234H156V236L154 235L153 237H155V238H157L156 240L151 236V235H153ZM162 234V235H161ZM168 234H171V235H169L170 236V238H169V236H168ZM33 235V234H32ZM41 235V236H40ZM51 235H53V237L51 238ZM63 235V236H62ZM108 235H110V236H108ZM135 235H137L136 237H135ZM164 235V236H163ZM166 235V236H165ZM185 235V234H184ZM19 236V235H18ZM17 236V237H18ZM22 236V237H21ZM39 236H40V238H39ZM62 236V237H61ZM64 236H65V238H64ZM67 236H69V237H67ZM120 236H122V237H120ZM130 236V237H129ZM162 236V237H161ZM2 237H4V236H2ZM6 237V236H5ZM5 237H4V239H5ZM32 237L34 238V240L32 239ZM143 237V238H142ZM1 238V237H0ZM38 238V239H37ZM44 238V239H43ZM69 238V239H68ZM121 238H122V240H124V242L121 240ZM124 238H126V239H124ZM147 240H149L148 242L149 243H143V242H145L146 241V239ZM152 239V240H150V239ZM161 238H162V241H161ZM165 238H166V240H165ZM2 239V242L0 243V245L1 246H3L4 244H5V246L4 247H1L0 248V264H13L14 262V264H26V262L28 261V263L29 264H34V262L33 261H31V260H33V258H34V253L35 252H33L32 253V256L31 257H29V259L27 258V259H25L24 257H23V255H22V257H19V256H21V252L19 251V249L17 250V253H15L16 251V249L14 248V246H12L13 244L8 240V237L6 238V240H8L7 242H10V243H7L6 244V241L3 239V238H1ZM20 239V240H21ZM51 239V240H50ZM53 239V240H52ZM61 239H64L62 242L60 241ZM112 239V238H111ZM133 239V240H132ZM140 239H141V241H140ZM159 239V240H158ZM3 240H4V244H2L3 243ZM40 240V241H39ZM75 240V239H74ZM74 240H73V242H74ZM78 240V239H77ZM120 240V241H119ZM137 240V241H136ZM143 240V241H142ZM156 242L157 240L158 241H160V242H162L161 244H160V242H158V244H157V242H156V244H155V242ZM187 240H188V242H187ZM190 240V241H189ZM1 241V240H0ZM22 241V240H21ZM33 241V242H32ZM129 241V242H128ZM138 241H140V242H138ZM150 241H151V243H150ZM164 241V242H163ZM166 241V242H165ZM23 242V241H22ZM39 242V243H38ZM45 242V243H44ZM69 242V241H68ZM72 242V243H73ZM102 242V243H101ZM136 242V243H135ZM147 242V241H146ZM153 242V243H152ZM169 242V243H168ZM24 243V242H23ZM36 245H35V244ZM43 243V244H42ZM60 243V244H59ZM76 245L75 246H77V248H79L78 250H79V253L81 254L82 252H83V250L85 251V247L82 245V243L80 244V242L79 241H75L74 242ZM133 243H135V244H133ZM171 243L174 245H171ZM176 243V244H175ZM196 243V242H195ZM24 244H26V243H24ZM112 244V245H111ZM114 244V245H113ZM120 244H121V247H120V249H119V246H120ZM126 244V245H125ZM128 244V245H127ZM137 244V245H136ZM140 244H141V246H140ZM152 244H153V246H154V244L155 245H158V246H155L157 249H159V248H165V249H163L162 251L161 250H157L155 247H152ZM177 244H178V246H177ZM188 244V245H187ZM102 245V246H101ZM108 245V246H107ZM132 245V246H131ZM133 245H136V246H133ZM161 245H164V246H161ZM184 245V246H183ZM187 245V246H186ZM8 246H10V247H8ZM11 246L13 247V248H11ZM49 246H50V248H49ZM52 246V247H51ZM64 246V247H63ZM80 246V247H79ZM143 246V247H142ZM160 246V247H159ZM167 246V247H166ZM191 246V247H190ZM216 246H217V243H216ZM32 247V248H31ZM116 247H118V248H116ZM128 247L131 249V250H129L128 249ZM132 247H133V249H132ZM136 247V248H135ZM138 247V248H137ZM148 247H149V245H148ZM159 247V248H158ZM169 247H171V248H169ZM173 247H174V250H173ZM177 247V248H176ZM184 247V248H183ZM186 247V248H185ZM2 248H4L3 250H2ZM6 248L8 249V251L6 250ZM43 248V247H42ZM64 248V249H63ZM117 250V251H115V249ZM124 248V249H123ZM127 248V249H126ZM143 248H144V250H143ZM155 248V249H154ZM166 248H168V249H172L171 251L170 250H166ZM196 248V249H195ZM10 249V250H9ZM11 249H12V251H11ZM49 249V250H48ZM91 249H89L90 251H91ZM119 249V250H118ZM122 249V251H120ZM137 249V250H136ZM149 248H147V250H148ZM178 251H177V250ZM182 249V251H180ZM185 249V250H184ZM187 249H189V250H187ZM195 249V250H194ZM6 250V252L4 253V251ZM95 250V251H94ZM103 250V249H102ZM101 250V251H102ZM109 250V251H108ZM134 250V251H133ZM151 250V252H153ZM164 250H165V252H164ZM176 250V251H175ZM191 250H193V251H191ZM20 253H19V252ZM62 251V252H61ZM120 251V252H119ZM140 252V253H138V252ZM144 251V252H143ZM158 251L160 252V254L158 253ZM167 251V252H166ZM186 251V252H185ZM191 251V252H190ZM7 252H8V254H7ZM69 254H68V253ZM97 252V253H96ZM110 252V253H109ZM134 254H132V253ZM1 253H2V255L4 256V258L2 257V255H1ZM20 255H19V254ZM91 253V254H92ZM96 255H95V254ZM116 253V254H115ZM118 253V254H117ZM128 253H130V254H128ZM136 253H138V255L136 254ZM154 253H152V254H154ZM172 253V254H171ZM177 253V256L175 255ZM181 253V254H180ZM185 254L186 256H183L182 257V254ZM187 253H189V254H187ZM7 254V255H6ZM65 254V255H64ZM125 254V255H124ZM183 254V255H184ZM12 255V257H11V259L10 258H6L5 256H7V257H10ZM18 255V257H16ZM53 255V256H52ZM66 255H68L69 256V258H66V257H68V256H66ZM112 255H110V256H112ZM137 255V256H136ZM173 257V255H175L173 258L171 257V256ZM181 255V256H180ZM245 255V258H244V256H242L241 257V259L244 261H239L241 264H260V261L259 262H257V261H255L254 259H253V257L249 254V253H245L244 254ZM247 255H249V256H247ZM62 256V257H61ZM95 256H97V257H95ZM109 256V260H111V257ZM134 256V257H133ZM152 256H154V255H152ZM250 259L249 261H246L247 259V257ZM14 257V258H13ZM55 257V258H54ZM63 257H65V258H63ZM128 257H131V258H128ZM133 257V258H132ZM135 257H137V258H135ZM143 257V256H142ZM163 257V258H164ZM191 257H193V256H191L190 255V257H189V259L191 258ZM252 259H251V258ZM5 258H6V261H4L5 260ZM18 258V259H17ZM21 258V259H20ZM62 258V259H61ZM144 258V257H143ZM174 258H176V259H174ZM184 258V259H183ZM2 259H4V260H2ZM9 259V260H8ZM63 259H65V261L68 259V261H64ZM72 259H74V257H72L71 258V260L69 261V263L70 264H73V262H71L72 261ZM127 259V260H126ZM135 261H133V260ZM8 260V261H7ZM26 260V261H25ZM121 260V261H120ZM132 260V261H131ZM136 260H137V263H136ZM180 260H181V262H180ZM254 260V261H253ZM11 261V262H10ZM25 261V262H24ZM123 261V262H122ZM139 261V262H138ZM2 262H5V263H2ZM9 262V263H8ZM107 262V261H106ZM110 262H107V263H109L110 264ZM115 262V263H114ZM122 262V263H121ZM185 262V261H184ZM190 262V261H189ZM238 262V261H237ZM52 263V264H53ZM106 263V264H107ZM173 263V262H172ZM174 263V264H175ZM141 264H143V263H141Z\"/></svg>", "mask_w": 264, "mask_h": 264}]
</instances>
